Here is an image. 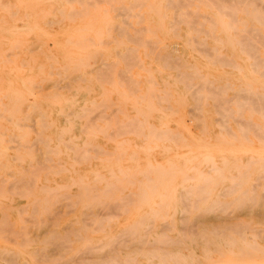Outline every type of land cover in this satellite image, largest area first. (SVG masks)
I'll return each mask as SVG.
<instances>
[{
    "label": "rangeland",
    "instance_id": "obj_1",
    "mask_svg": "<svg viewBox=\"0 0 264 264\" xmlns=\"http://www.w3.org/2000/svg\"><path fill=\"white\" fill-rule=\"evenodd\" d=\"M103 1L104 0H102L100 3L96 2L97 4L95 5L94 0L93 1L87 0V2H88L87 7H86V5H84L83 7L88 9L89 8L88 6H90V15L89 14L86 15L87 11H86V14L83 13V12H85V10H87L84 8H83V10H81L82 13L84 14L83 15L81 13V11L78 12V9H81L82 6L78 5L77 1H74V0L71 1L72 4H70L68 2V0H47V1L46 0H0V6L2 7V8L0 7V40H1V42H0V46H1L0 47L1 48L0 49V52H1L0 53V90H2L0 93V98L2 99V102L0 101V103H6L4 105H6V108H7V109L6 108L4 109L5 106L0 104V113H1L0 114V128H1L0 129V139H2V137H3V140H4V141L0 140V156H1L0 157V160H1L0 161V187L5 182L4 183L5 188L2 187V188H4V190L2 189V191H0L1 192V194H0V224L1 223H2V225L5 224V225L9 226L10 228H12V230L14 229L13 232H15V234L17 236V237L14 236V233L10 231L11 229L10 230L6 229L7 226L3 227L1 225L3 229L0 228V235L6 234V237L3 238L4 237L3 235H2L3 237L0 236V264H14L13 262L15 260H16L15 264H46V263L47 264H79L78 262L77 263L75 262V261H79V260H80L81 264H103L102 262H104V264H108V263H106V261H109V259H113V260H111V262L109 261L110 264H115L116 262H118V264H123L121 262V260L124 259L125 257H127L129 255L134 256V257L135 256L138 257L144 251H146L147 250L146 246L149 245L150 243H153V240L151 237H156L157 235H162L164 237V240H165V242L164 241L161 242L162 244L160 242L156 243V245L160 248L158 250L159 253L167 252V250H178V249L186 250L187 249L186 247L190 244L191 245L192 244L200 245V247H198V249H196L198 252H200L201 247L205 242V239H204L205 235L207 234L206 236H208V235L213 234L214 232L209 231V230H213L215 228L221 229V231H216V233L218 235H222V233L224 235H234L235 238L239 239V240H242L243 232L245 233V231H246V234L243 237L246 236L249 238H253L254 237L253 235H255V233L257 234L256 230H258V229L260 230L262 228L263 230L261 229L262 231H260V236L257 237V235H259V234L255 235V240H257L258 242H260L261 244L264 245V175H263V172H256V173L252 174L251 172H252L253 165L251 166V169H249V171H247V174H246L247 179H246V176L243 175V177H242L241 175H239L240 177H238L235 180V182L240 181V183L242 184V187H240L241 185L237 182V184L235 185V188L236 189L238 188L237 190L232 187L233 188L232 191L234 190V192H235V190H236L235 193L233 192L231 194V192H230V195H229L225 192V190L227 191V189H229L228 191H230L231 187L226 188V189L221 188V189L217 190V193L220 194V197L217 199L218 200L217 204L219 202H223L224 204L227 205V204H229L227 202L234 200V201H232V204L231 203L229 204L228 207H230V206L231 207L228 208V211H227V206L226 205L223 206V203L222 204L219 203V205L215 204V206L213 205L212 206L213 208L211 207V209H213V210L210 209L211 211H209V208L206 210L200 209L199 207H197V205L196 206L194 205L195 206L194 207L192 205L194 203L193 199L189 200L186 197H183L184 194L190 195V194H192V192H190V191L188 192V190H184V189H183V193L181 194L182 197L180 196L181 198L177 199V200H174L172 198H168L165 196L164 197H156V198H153L154 200L153 199L151 200V199L146 198L145 196L140 195L141 201H138V200H140V197H138L140 190H141V192H140L141 194L146 195L145 192L142 193L141 187L142 186L145 187L151 183V181L155 177L154 174H156V171L158 174L161 172V170L164 169V167L169 168L168 164L169 165L172 163L175 164L176 162L177 163L175 164V166H177V167L180 166V168H183L185 162H187L186 161L187 158H189L190 155L196 153V151L201 152V153H204V152L205 153H211L212 152L211 154L213 157H215L216 162H219L221 160V156H225L226 154H228L230 152V150L233 149L232 147H236L235 149L237 151V156L242 159V162H244V161L246 162V161L250 160L252 155L263 154V156H264V151H263V149H264L263 140L264 139L261 142V139L264 136V119H263L264 117H262L264 115H261V114H263L264 110H260L261 109L259 106L260 104H258L259 107L256 105L255 106L256 108H254V109H257V111H255L253 109V111L251 112L252 114H251L250 113L251 108H250V110L248 108V107H253L251 103H250V106H249V103H248V105H246L247 108L245 105H242L241 107H236L239 105H237L235 103V101H234L235 99L232 97V95L235 97L234 94L237 95L238 90L236 89V86H238V84H240L242 82V76H243L242 73H244V71L249 70V69H247L248 63L253 61V59L249 58L250 60H248V58L246 56L241 54L239 56L231 57L230 59H233V61L229 59L230 63L232 61V64L229 63L228 65H224L225 59H224V63L222 64L221 62H223V61L219 62V61H217V59L213 60V59H215L213 57L214 54L210 58L209 56L211 54L210 55L207 54L208 51L207 52L205 50L203 51L204 48H206L208 50L207 47L211 48V46L217 42L213 37L217 36V34H218L217 31H215V32L213 31V33L215 34V36H213L212 31H210L211 24H213V23H211L212 20L208 16V14H210V11L207 8V5H209L207 0L204 2L199 0L201 3H199L198 0H191L192 2H190V3H193V1H194L193 4H189L188 0H186V1L184 0L187 3V5H186V3L183 4L184 3L183 0H182L183 1L182 4H179V3H181V1H179V3L177 2V4H175V5L173 4V3H176L175 1L172 3L171 2L172 0H171L170 3H172V4H170V3L167 4L168 0H165L166 20L162 26H155L151 23L152 20H155L156 13L154 10L151 11L150 1L144 0V3H143V1L139 0L140 2L137 1L138 3L137 2L135 3L136 0H123V1H121V0H114V1L110 0L109 2H111V3L114 2L113 3L114 7L113 6L111 7L110 6L111 4L109 2H107V0L105 2H103ZM115 1H117V2H115ZM214 1L215 0L211 1V3H214ZM262 1L263 0L258 1L260 3V7L263 6V5H261ZM78 2L82 5L81 1H78ZM118 2H120V3H118ZM202 2H203V4H202ZM263 2H262V4H263ZM27 3H29V4H27ZM83 3L85 4L86 0ZM107 3H109V4H107ZM140 3L143 4L142 5L143 7L141 6ZM122 4H124L123 5L124 8H123ZM130 4L131 5L132 4H137V5L140 4L139 6L142 9L141 8L139 9V6H132V7H134V10L132 9V11H131V10H129L130 7H127V6H130ZM178 4L181 7H182V5H184V6L186 5V6L185 7L183 6L181 9L179 6H176ZM188 4L191 6V9H190V6ZM196 4L198 5V7ZM58 5H60V6H58ZM93 6H95V7L97 6V8H95ZM71 7H75L76 11L71 12L67 16V13H69V11L74 10V9L70 10ZM116 7H117V10H116ZM125 7H126V10H129L130 12L125 11L124 10ZM176 7L177 8L179 7V8L177 9ZM104 8H106V9H104ZM186 8L188 9L187 12H189L190 10L193 12V13L190 12V14H189L190 16L193 14L192 19L197 17L195 15L199 11L198 13H200V14L198 15V17L205 15L204 16L205 18L204 17H199V18L197 17L199 19V21H201V23H203V22L205 23V20L207 17L210 20L209 21L207 18V20L209 22L206 20L207 22L205 24L203 23V29L209 30V31H207V33L209 32L210 34L209 33L208 34L210 36H208L207 41L204 39L206 41L205 45L207 47H205L203 45L204 48L202 50H201L202 45L201 46L199 45L200 49L195 48L194 50H193L194 46L192 48L191 45H196L197 43L203 44L205 41L203 40V41H201L202 42L201 43L198 38H206V35H207L206 30H204L205 31L204 32V31H202L203 29L201 28V30H199V32L202 31L203 34L200 33V36H198L199 34H197V33H199V32H195V31H198L199 27L201 26V25H199L200 22L196 21L199 23L197 25H196V23H194L195 21L192 22V19L189 18L190 16L188 15V13L184 12V11H186ZM60 9H63L65 11L64 12V16H66L65 20H63L64 18H62L63 17L61 15L62 11L60 12ZM107 9H108V11L107 12L105 11L106 12L105 13L103 10H107ZM180 9H181V12L183 10V12L185 13V16H184V14L179 15V13H181ZM195 9H197V10H195ZM40 10H44V11L41 12ZM94 10H95V12H94ZM123 10L126 13H123L124 12ZM193 10H195V14H194ZM96 11L98 14H96ZM75 12H78V13H75ZM120 12L122 14H120ZM138 12H139V14H141L140 16H142V14H143V16L141 17V18H143L142 20L137 18V17H139V14L137 17L135 16V15H137ZM242 12H244V11H240L238 13V16H246V13H242ZM128 13H131L135 17L130 14L132 17L131 16L127 17V19L129 18V20L127 21L126 16L128 15ZM26 14H27V16H26ZM101 15L110 18V20L108 21L107 24H99L98 23L100 25V27H99L96 22H92V25L88 26L89 24H91L90 21L95 19V17L100 18ZM179 16H182V19L184 20V22L191 21L189 23H191L192 27H190V29H189V26H188L189 23L187 24V22H186V24H184V23H182L183 21L181 22V25H179L180 23L177 25V23L182 20V19H179ZM45 17H47V19H45ZM68 17H71V18L75 17L72 19L75 22H71L72 21L71 18L69 19ZM80 18H82V19H80ZM124 18L126 19V21L128 23L125 21ZM74 19H76V20H74ZM89 19H92V20L89 21ZM138 19L141 21H139ZM175 19H176V21H174ZM33 20H34V22H33ZM195 20H197V19H195ZM124 22L128 25H125ZM131 22H132V24H130ZM137 22H138V24H137ZM35 23H37V24H35ZM171 23H173V24H171ZM192 23L194 24V26L196 25L195 27L198 28V29H195V31L193 30L194 26ZM19 24H20V26H19ZM106 25H107V27H106ZM179 26H180L181 30L176 29V28H175L176 30L173 29V27L178 28ZM149 27H150V29H148ZM79 28L80 29L82 28V29L80 30ZM106 28H107V30H106ZM108 28H109L110 32H109ZM119 28L120 29L123 28L124 30L126 28L129 32L130 37L131 38L133 37V39L137 38V35L141 32V31L139 32V30H142L144 28L139 37L143 36L144 43L146 46L145 45L144 46L142 45L141 47L138 46L140 44V43H138L139 37L137 39H135V42H137V43H135V44L132 43L134 41L130 42L131 38H128L129 39L128 40L126 38L127 32L124 33L127 30H125V31L121 30V32L124 31L123 32L124 36L122 35V33H121V35H122L121 36L119 34L120 33ZM146 28L150 31L145 30ZM43 29L45 31L44 34L42 32ZM135 29H138V30H135ZM136 31H138L139 33H137ZM153 31H155L156 33L155 32L153 33ZM176 31L178 33H176ZM46 32H48L50 35L46 34ZM97 32H98V34H97ZM174 32H175V34H174ZM204 33H206V35ZM155 34H157V35H155ZM178 34H179V36H178ZM108 35H111V36L108 37ZM175 35H176V37H175ZM191 35H193L192 38H195V39L198 37L197 41L195 40L194 44H193V42L191 43L189 41V38H190V40L194 41V39H191V37H190ZM71 36H72V38H70ZM82 36H84V38L87 39V41L85 40V42H86L85 45H84V43H82L84 40V38H82ZM194 36H196V37H194ZM88 37L90 38V40ZM180 37H181V39H178ZM2 38H4V39H2ZM91 38L95 42L94 41L92 42ZM67 39H69L70 41H67ZM114 39H116V41ZM141 39H142V37H141ZM14 40H15V42H14ZM18 40L19 41L21 40L22 42L24 41L22 44L19 43V45H21L19 48L17 46L18 44L15 45V43H18V42H16ZM140 40H139V42H140ZM145 40H146V42H145ZM72 41L73 42L74 41L75 42L82 41V42H80V44L81 43L82 44L81 45L79 44V46L81 48L77 47L78 44L77 43L74 44ZM122 41L124 43H122ZM147 41L149 44L147 43ZM150 41H151V43H152V41H154L152 43V45L153 44L158 45L156 50L154 51V53L152 51L155 47L151 50V48L153 46L150 47V45H151ZM44 42H46V43H44ZM67 42L68 43L72 42V44L71 43L68 45L65 44ZM91 42L94 44L88 45V43H91ZM117 42L120 44H117ZM141 42H143V40H141ZM144 43H142V44H144ZM11 44H13L14 46L12 47ZM72 46H74V47H72ZM127 47L131 48L130 49L131 51L126 50ZM133 47L134 48L139 47L138 51H136L137 49L135 50V52L138 54V59H137V57H135L136 54L133 52L134 51L132 49ZM197 47H198V45H197ZM64 48H65V51H64ZM129 48H127V49H129ZM5 50H6V53H5ZM145 50H146V53H145ZM198 50L203 51V53L202 52L198 53ZM127 52H130L131 55L129 56L128 54H126ZM150 52H152V53H150ZM209 52L212 53V51H209ZM9 53H11L10 56H8L9 59L14 60V62L13 61L10 62V60H9V63H8L7 62L8 59H6L7 61L5 60V67H4L3 66L4 65L3 59L7 58V54H9ZM94 53H95V56H93ZM101 53H102V55H101ZM148 53H149V57L147 55ZM157 53L159 54V56H156ZM5 55H6V57H5ZM30 55L33 57V59H32V57H30ZM88 55H89V58H88ZM163 55H165L167 58H168V56H171L170 59H168L169 64H167V62H168L167 58L165 60V63L167 64L166 67H164L166 65V64H164V59L161 58ZM206 55L210 59H208L206 57ZM1 56H3V57H1ZM124 56H126V59L128 57L129 58L133 57V59H134V57H135V60L136 59L137 60L136 61H129V59H128L127 61H129V62H126ZM80 57L82 58V60L84 62L81 63L82 60L80 59ZM83 57H84V59H83ZM139 58L142 61H139ZM122 59H124L125 61H123ZM133 59H131V60H133ZM87 60H90V65L92 64L93 66H90L89 64H88L89 66L83 65V64L87 63ZM104 61H105V63H104ZM213 61H215V62L217 61V63L214 64ZM234 61L237 63L238 67H237V65L234 66L235 65V64H233ZM94 62H97V63L94 64ZM227 62H228V60L226 59V63ZM22 63H24V64L22 65ZM78 63H79V65H80V63L82 64L80 67V70L78 71V69H77L74 71L73 70V69H75L74 66H77ZM50 64H52V66ZM105 64H108V65H105ZM65 65H67V67L69 66V68H67L68 70H66V72L64 70V67H66ZM79 65H78V67H79ZM171 65H172L173 69H172V67H170ZM181 65L182 66L184 65V66L181 67ZM192 65H193V67L198 66V67H200V69L196 70L195 67L192 68ZM131 66H133V68H131ZM239 66L243 67V68L240 69ZM40 67H44V68H40ZM140 67H143L144 70H143V68H140ZM177 67H180V69H176ZM233 67H235V68H233ZM146 68H147V70H146ZM199 70H200V72H198ZM181 71L184 73L185 72L190 73L193 71V73H190L191 76L187 74L188 75V76L186 75L187 78H186V76H184V78H183L181 76H183L184 74H181ZM177 72H180L179 75L177 74ZM196 72H198L197 75H196ZM255 72H256V70L253 71V73H251V76L256 81L264 82V76H262V74H258L259 72H257V73H255ZM129 74H132V76H129ZM150 74H152V76H153V80L151 78L152 76H150V78H151L150 81L152 80L151 82L149 81V75ZM192 74H195V77H193ZM201 74H202V76L203 75L205 76L204 79L207 80V77H208L209 81L213 83V84L209 83L206 86H208V88H212V87L216 86V87H214V89H216V90H219L218 85L222 82V80H221V82H218L217 80L222 79V77L225 78V76H229V78H231V86L230 87H234V88H232V89L229 88L228 90H226L227 97L224 99V102L222 101L224 103L223 104L224 106L221 105L222 108H224V109H221L222 112L217 109V107L219 106V105H217V103L220 101V99L223 100V98H221V97L226 96V93L225 92L222 93L221 91L217 92V93H220V95L222 93V96L220 97V95L218 96V94H216V92H214L216 90L213 91V88L210 89V90H212V93L214 92L216 94V97L217 96H218V98L220 97L216 102V105H217V107H216V105L213 104L215 102V100L213 102L212 98L208 97V96L213 97L214 93L213 94L212 93L207 94L208 92L210 93L211 91L210 90L209 91L207 90L206 92L204 91V89L207 87L205 86V84L204 85L202 84L204 82V79H201L202 78ZM263 75H264V73H263ZM131 77H133V78H131ZM130 78L133 81V84L131 87L132 89L130 88V85L127 86V84H129V83H126V81H129V82L131 81ZM259 78H261V79H259ZM28 79L30 81H28ZM43 79H45V80L42 82ZM179 79H180V81H179ZM190 79H192L193 81H191ZM139 80H140V82L138 85ZM32 81H33V84H32ZM34 81H35V84H34ZM103 81L104 82L106 81V82L103 83ZM108 81H110L112 83L109 84V83H107ZM114 81L116 84L118 83L117 86L119 88L118 89L119 91L116 90V86H115V84H113ZM184 81H185V83H184ZM30 82H31V84H30ZM153 82H154V84H153ZM168 82H169V85H168ZM121 83H122V85H121ZM151 83H152V86H154V87L151 86ZM189 83H190V86H191V84H195L197 86V84L199 85L200 83L203 86H205V88L201 87V86L197 87L199 89V92H197L198 89L196 88L195 85H193L196 88V90L194 88V91H193L194 97H195L196 93L202 94L203 91L206 93V95L204 93L202 94V96L200 95L201 99L203 97V99L201 100L203 102H200L198 105L195 103L200 101V100L199 101L197 100V99H200L198 96L199 94H197V97H195L196 99L194 100L193 99L194 97H192L193 94L191 92H189L190 90L191 91L193 90L192 87H191V89H189L190 88ZM36 84H37V86H36ZM187 84L189 87L188 86L185 87V85H187ZM113 85H114V87H113ZM209 85H210V87H209ZM212 85H214V86H212ZM150 86L152 89L149 90ZM169 86H170V88H169ZM87 87L89 89H91L90 92L88 91L89 89H87ZM126 87H128L129 89ZM134 87H135V90H137L136 92L133 91ZM147 87H148V90H147ZM153 88H155V89H153ZM158 88H160V89H158ZM130 89H131V91H130ZM170 89H171V92H170ZM15 90L18 92H21V93L15 94L14 93ZM163 90H165L168 93L170 92V94H172L173 96L170 94H167ZM157 91L159 92V94H157L158 93ZM103 92H105V93H103ZM126 92L129 93L128 94L129 99H127L128 97H126V94L124 95V93H126ZM133 92L136 93L135 94L136 96H138L140 94L139 97H137L138 103L135 100L136 96L133 95L134 94ZM146 92H147V94L145 95ZM150 92L151 93L154 92L155 95H151ZM31 93L36 94L35 96H37V97L31 96ZM165 93L167 94L166 97L168 96L167 99L170 100L169 105L171 104V107H167L169 105H168V101H166L167 99H165V97H164ZM243 93H241V94H243ZM5 94H6V97L4 96ZM20 94L22 97L20 96ZM106 94L108 95V98H109L108 100H110V98H111V100L109 102H108V100H107V102H104L106 100L105 99ZM120 94H121V96H120ZM141 94H142V96L145 95V98L144 97L143 98L147 101H145L141 97ZM245 94L246 93H244L243 95H245ZM157 95L158 96L160 95L161 99L157 98ZM19 96L21 97V99L23 101L25 98V101L24 102L19 101L17 99ZM147 96L151 97V99L148 98ZM204 96H205V99H207V97H208V99L205 100ZM177 97H179V98H177ZM228 97H231L229 99L230 100L232 99L231 100L232 102L229 101V99H227ZM124 98L127 101L126 100L124 101ZM159 99L161 102L159 101ZM17 100L20 104L19 107L16 106V103H18V102H16ZM58 100H60V101H58ZM93 100H94V102H93ZM143 100H144V102H143ZM152 100H153V102H150ZM182 100H184V102H182ZM95 102H97V103L95 104ZM226 102L232 103L230 105H231V108L233 107L234 111H238L239 108H241L243 111L246 110L245 112H243V114H244L243 118L246 120L247 124L245 122L241 123V121L243 120V118L240 119L242 117V113L240 112V116H241L240 117L239 113L234 112V111L231 112L232 109L229 110L230 105L229 104L227 105ZM152 103H153L152 108L153 109L155 108V109L154 110L151 109L152 110L151 111L150 108H151ZM160 103H161V105H160ZM205 103L206 104L208 103V104L205 105ZM94 104H95V107L93 108L92 105H94ZM135 104H136L137 110L135 109ZM148 104H149L150 108L148 107ZM180 104H183V106ZM35 105H37L39 107H37ZM195 105H197V106L200 105L199 107L202 106L203 108H201V109L197 108ZM254 105H255V103H254ZM221 106L219 108H221ZM225 106H227V107H225ZM263 106L264 105L261 106L262 109L264 108ZM82 107H84L85 109H82ZM172 107H173V109H171ZM16 108H19V111ZM87 108L88 109L91 108L92 111L91 110H90L91 112H89L88 110L86 111ZM138 108H140V110H138ZM225 108H226V111H225ZM8 109H11V110H8ZM157 109H160V110L158 111ZM175 109L177 111H175ZM4 110H6V111H4ZM141 110H143L146 115L144 114L143 111L141 113ZM172 110H174V112H172ZM258 110H260L262 113L259 112ZM85 111L87 113H85ZM149 111H150V113H149ZM218 111H220V113H222V114H220V116L221 115L223 116L224 114L229 113V114H226V116H225L226 118L228 117V120H229L227 122V124L225 126H223V124L220 125V127L223 126L226 128L227 133L223 127H222L223 129L218 127L219 122L223 119V117H221L222 119L220 118L221 120L218 119V117H220L218 115L219 114ZM196 112L199 114L196 115L195 114ZM233 112L235 114L234 116L232 115ZM77 113H78V115H77ZM82 113H84L83 115L85 117L82 115ZM230 113H232V114L230 115ZM147 114H149L150 116L148 115L149 117H146ZM2 115H4V116H2ZM125 115H127L128 117H126ZM9 116H11L10 120H9ZM79 116H81V119ZM87 116L90 119L88 121H85V118ZM137 116L139 118V124H140L139 129L142 130L143 128H145V130L143 129L142 131L145 134H147L146 136H148V138H145L144 137L145 135L143 133L141 135L140 134L139 135L133 134V133H136V131L138 130V129L136 130V128L139 126V125L137 126V123H136L137 121L135 122L136 125H135V123H133V121H134L133 119H135L133 117L137 118ZM198 116L201 119L205 118V122H201L200 119H199L200 121H197L196 119H194V117L199 118ZM12 117H13V119H12ZM145 117L147 118L148 122L150 123L149 125H148ZM17 118H18V120H16ZM41 118L45 119V122H43V120ZM138 118H137V120H138ZM144 118H145V121H144ZM180 118H183V119H180ZM216 118H217V120H216ZM234 118L238 119V120H236L237 122L240 119L241 120L240 121L241 126L243 125L244 127L246 125H248V123L250 124V122H254V124L251 123V124H253V130H252V125L251 124H250L251 126L248 125L251 129L250 130L251 132H249V130L246 131L242 127L244 129L243 133L244 134L246 133V135L248 133L247 137H246V135L243 136L242 130L238 127L240 124H238L239 122L237 123L236 121H234L233 120ZM128 119L129 120L132 119V120L129 121ZM16 121H17V123L19 122L18 123L19 126L16 123ZM202 121H204V120H202ZM85 122H87V123H85ZM130 122H132V123H130ZM217 122H218V125H217ZM223 122L225 123V121H223ZM223 122L221 121L220 123H223ZM255 122H257V124H255ZM259 123H260V125H259ZM142 124H143V128L141 126ZM152 125L155 126L154 127L155 129L153 127H150ZM205 125L208 128V130H207V128H205ZM255 125H257L259 127H256ZM228 126H230V127H228ZM248 126L245 128L248 129ZM260 126L263 127V130H261ZM156 127L157 128L161 127L160 130L162 129L165 133L163 131H158ZM187 128H189V130ZM257 128H260L259 130L262 131V133ZM67 129H69L68 130L69 132L67 131ZM164 129H166V131L167 130H169V131L166 132ZM231 129H232V132L230 131ZM141 130H139V131L141 132ZM150 130L151 131L153 130L154 132L152 131L153 133H150ZM156 130L158 131L159 135H161L160 137L156 138V136H158V135H156V134H158L155 132ZM170 130H171V132L172 131L174 132V134L172 132V135H175L176 137H178V136L181 137L179 139L180 144H181V142H183V143L186 142V143L181 144V146H179L180 144L177 143L178 138H177V141H175V139H176V138H174L175 136H172V135L169 136L168 135V133L171 134ZM220 130H222V133ZM244 131H246V132H244ZM254 131L255 132L258 131L260 133L259 135L263 134L262 137L259 135H256V133L253 134L252 132H254ZM2 132L5 133V135H3ZM28 132H29V134H26ZM138 132H137V134H138ZM162 132L165 135L167 134L169 139L167 136H163ZM177 132H179L180 134H183V135L180 136ZM233 132H234V134H233ZM229 133H230V137L228 136ZM231 133H232L233 137H231L232 136ZM15 134H17V135H15ZM19 134L22 135L23 137L20 136ZM24 134H26V135H24ZM95 134L97 136H95ZM153 134H155L156 136H153ZM59 135H61V136L59 137ZM221 135H226V136H224L226 139L224 140ZM235 135L238 137H235ZM254 135H256V136H254ZM152 136L155 137L154 141L148 142L149 139L150 140L153 139V138H151ZM182 136H183V138H182ZM194 136H196V139L193 138ZM242 136L244 138H241V140H239V138ZM21 137H22V139H20ZM165 137H167L166 138L167 140L165 139ZM170 137L173 138V141L170 140ZM234 137H235V140L233 139ZM260 137H261V139L258 140ZM23 138L25 140H23ZM217 138H219V139H217ZM163 139H165L166 141H164ZM181 139L184 141H182ZM247 139L248 140L251 139V140H249V142H251V144L248 142ZM123 140H124V143H126V144L123 143V149H122L121 144H122ZM128 140H130V142ZM219 140H220V142H219ZM226 140L227 141L231 140V141L227 142ZM242 140H244L245 143L243 141V143L241 144ZM59 141H60V144H58ZM117 141H119L118 142L119 145L117 144ZM197 141H198V143H197ZM21 142H24V143H21ZM48 142H49L50 149H53L52 153L49 152L50 151L48 148L49 146L47 147ZM147 142H148V144L149 143L151 144V145L149 144L151 148L148 146ZM155 142L157 143V146H156ZM207 142H208V144L211 143V146L209 145L210 148L208 146H206V148H205V146H202V145H204V143L206 145ZM187 143L189 144L188 147L186 146ZM200 143H201V145H200ZM216 143L219 145L215 146ZM135 144H136V146H135ZM213 144H214V146L212 147ZM25 145L27 147H25ZM96 145H98V146H96ZM127 145L129 146V148L127 150H125L128 147ZM182 145H184V146H182ZM13 146L21 148V149H19V154H17V151H16L17 148H14ZM76 146H77V148H76ZM119 146H120V148H119ZM158 146H160V147H158ZM168 146H170V147H168ZM196 146L199 147V149ZM225 146H226V148H225ZM69 147L70 148L73 147V149H70ZM164 147H165V149H164ZM166 147H168V148H166ZM228 147H229V149H228ZM252 147H254L253 151L251 150ZM144 148H146V149H144ZM147 148H150L149 151L151 153L145 151V150H147ZM170 148H172L171 151L168 150ZM196 148H197V150H196ZM220 148H223L224 150H222ZM249 148H251V149H249ZM60 149L62 152L59 151ZM238 149L240 152H238ZM120 150H122V151H120ZM192 150H195V151L193 152ZM225 150H226V152H225ZM227 150H228V152H227ZM28 151L32 152V154L30 155V152H28ZM53 151H58L57 155H55V153ZM119 151L122 153V156H123L122 159H121L122 156L119 154ZM188 151H192V152H188ZM246 151H248V152H246ZM139 153H140V155H139ZM183 153H185L186 155L185 154L183 155ZM3 154H4V156H3ZM77 154L80 155V159H78L79 156ZM134 154H135L136 158L138 156L139 157L137 159L136 158L132 159ZM147 154H149L150 159L147 157L148 156ZM181 154H182V156H181ZM17 155H19V156L22 155V157L19 159L18 158L19 156L17 157ZM117 155L119 156V158L116 157ZM170 155H171V157H169ZM47 156L49 158L50 157H52V158L49 159ZM13 157H15V159ZM89 157H91V159ZM115 157H116V159H115ZM146 158H148L149 161L152 160V161H150V163H152V165L154 166V169L156 168V166L158 168L160 166V168H159L160 171H159V169L154 170V169L150 168L149 166H151V164H149V161ZM77 159H78V161H77ZM101 159H103V160H101ZM107 159H109V160H107ZM117 159H120V160H117ZM135 159H136V161H135ZM49 160H50V162H49ZM168 160H171L169 162H172V161L173 162L169 163ZM159 163H161L162 166L159 165ZM53 164H56V165H54L56 167H53V170H51V172L49 170V172L46 173L47 168L48 169H49V167L52 168L51 166ZM118 164H119V166H118ZM41 165H43V166H41ZM45 165H46V167H45ZM111 165L113 166L112 167V169L114 171L113 175H112L113 171H111V168H109ZM254 165H255V163H254ZM37 166H38V168H37ZM64 166H65V170L61 169ZM34 167H35V169H34ZM42 167H44L43 171L41 169ZM161 168H163V169H161ZM209 168L211 169V167L203 166V167H199L196 171L194 170V171L186 172L187 174L186 173L185 174L189 178V179H187V186L195 184V182H196L195 177H197V175L199 174L197 172L198 170H199V172L203 170V173L207 172L209 174V176H212L214 172H212ZM40 169H41V171L38 174L39 175L37 177L38 179L35 182V178H36L35 175H36V173L39 172ZM119 169L120 170L123 169V170L119 171ZM141 169L144 170V172H146L145 170L148 169V171H147L148 173L146 172V174H148V175L151 174V177H153V178L151 179V177H148V176L146 177L144 172H141ZM150 169H151V172L149 171ZM34 170H35V172H33ZM152 170H154V171L152 172ZM36 171H38V172H36ZM97 171H99L98 174H97ZM122 171H124V174L122 173ZM127 171L129 172L128 173L129 177H128V175L126 176V174H125V173H127ZM136 171H138V172L140 171V172L136 173ZM239 171H240L239 169L233 171L232 175L239 174L240 173ZM131 172L134 174H131ZM25 173H26V175H25ZM250 173H251V176H248V174H250ZM96 174H97V177L99 175L101 176V178L99 177L97 181H95L97 179V178H95ZM114 174H115V176H114ZM23 175H25V176H23ZM29 175H31V176L33 175L32 178H31V176L29 177ZM116 175L118 176V178L116 177ZM189 175H190V177H189ZM192 175H193V177H192V179H190ZM260 175H262V177H260ZM14 176L18 180L19 179H21V180L13 182L16 179V178H14ZM123 176L124 177L126 176V177L124 178ZM257 176H259V178H257ZM23 177L25 180H23ZM80 178H82V179H80ZM149 178L151 179L150 183L148 181ZM106 179H107V181H106ZM118 179H120V181H118ZM241 180H242V182H241ZM73 181H75L74 184H71ZM130 181H134V182H132L133 186H132V183ZM32 182H33V184H32ZM81 182H84V183L81 184ZM86 182H87V187L90 190H87L86 187L84 188V186H86ZM144 182H146V183L144 184ZM9 183H11V184H9ZM26 183L28 184L27 188L30 185H32V186L37 185V186H35L36 188L31 187V191H33L34 194L33 193L29 194L28 192H26V186H25ZM113 183H114V186L117 185V187H118V188L116 187L115 190L112 188ZM121 183H123V185ZM128 183H129V185H128ZM254 183H255V185H254ZM15 184H16V187H15ZM60 184H63L64 186L65 185H71V186L64 188V186L61 185L62 187L60 188ZM233 184H234L233 181L228 183V185H233ZM238 184H239V186H238ZM12 185H13V188L11 187ZM42 185H45L44 188L46 186H49V188L46 187L47 191L45 190L46 188L45 189L42 188L43 187ZM82 185H84V186L82 187ZM105 186L107 188L106 189L107 191L104 190ZM122 186H123V188H122ZM252 186H254L255 190L253 189ZM8 187H10V189ZM51 187H52V190H53V188H55V190H58L59 192L57 191L56 193L54 192V193L50 194L51 193V191H50ZM111 188H112V190L108 191ZM120 188L123 190L121 191ZM247 188H249V189H247ZM256 188L258 189L257 191H256ZM29 189H30V187H29ZM85 189L87 190V195H88V192H90V194H89L90 196H88L89 198H87V195L84 194L86 192ZM246 189H247V191H246ZM7 190H9V192ZM18 190H20V191H18ZM23 190L26 194L28 193L29 195L23 196ZM244 190H245V193L243 192ZM11 191H13L15 193H17V191H18L20 193L15 194ZM48 191H50L49 195H48ZM113 191H114V193H113ZM134 191H135V193H131V195L129 194L130 192H134ZM143 191H145V190H143ZM223 191L225 192V194L223 193ZM253 191H256V193H254L255 194V201L257 199L256 202L254 201V198L252 197V200L248 199L245 203H239V202H242L243 200L239 201V199H237V197L239 198V196H243V194L246 195L248 192H250L249 194L251 196V194H253ZM2 193H4V195ZM61 193L63 196L60 197ZM257 193L259 195H257ZM66 194H70L69 195V197L71 196L70 200H69V198L66 199V197L68 196V195L66 196ZM93 194H95V195L97 194L95 196V198L98 196L101 199L97 198V201H96ZM126 194H129L130 198L133 197L134 199H138V200L137 201L134 200L133 202L131 201L132 203H130V201H128V199L125 197V196L129 197ZM254 194L252 196H254ZM64 195L66 197H64ZM104 195H105V197H103ZM121 196H124V200L120 199V198H123ZM36 197H39V199H41V200L38 201L37 200L38 198H36ZM113 197H114V199H113ZM116 197H117L119 203L122 205L125 204L126 207H125V205H123V207H118V205H117V208H116V204L118 202L116 200ZM142 197L144 198L143 200H142ZM169 197H171V196L169 195ZM234 197H236V198H234ZM35 198L37 201H35ZM56 198H58V199H56ZM79 198L81 200H79ZM92 198L95 199L94 200V201H96L95 203H92V202H94L92 200ZM165 198H166V200H165ZM50 199H51V201L47 203V200H50ZM56 200H57V202H56ZM77 200H79V201L76 202ZM100 200L104 201V203L107 202V204H110L108 202L113 201L115 203V209L112 206H109L107 208L104 207L103 206L104 203H98L97 204L98 201L102 202ZM34 201H35V203H34ZM45 201H46V203H45ZM154 201L156 204L153 203ZM163 201H164V203H163ZM75 202L78 204H76ZM113 202H111L112 205H113ZM124 202H128V203H124ZM138 202H140V203H138ZM90 203H92L93 205H88ZM129 203L131 205H129ZM159 203H160V205H161V203L163 204L162 207L160 205H158ZM171 203H173V206L170 205ZM187 203H188V205H187ZM34 204L37 205L36 210L34 209L35 208ZM166 204L169 207L168 212L173 214V216H171L172 220H175V221L172 222L171 217H167L168 219H164L166 217H163V216L162 217L159 216L160 218L158 216H154V217L151 216L150 217L148 212L151 209H153V208L154 209H156V208L160 209V208L165 207ZM33 205H34V207H33ZM138 205H139V207H138ZM220 205L224 207L222 211H221L222 207L220 208ZM45 206H46V209H45ZM111 207H112V209H109ZM128 208H129V210L127 212H125ZM33 209H34V211H32ZM37 209H39V211ZM25 210H27V212ZM188 210H190V211L188 212ZM224 210H225V212H224ZM31 211L32 212L38 211V212L31 214L32 213ZM164 211H166V209H164ZM86 214H89V215H86ZM145 214H146V216L144 218ZM7 217L9 218V220ZM100 217H101V219L103 218L102 219V222H103L102 225H100L101 224V222L99 221V220H101ZM4 218H6L7 221ZM109 218L111 220L110 222H109ZM140 218H143L141 220L144 223L143 224V227H144L143 234H139L138 232H133V231H131V233H132L131 234L129 231L128 233H126V235H124L125 233L123 231L125 230V232H127L125 227L129 226L130 224L139 222ZM22 219L25 221L21 222ZM186 219H187L188 224L185 222ZM41 220H44V221H42L43 223L41 222ZM10 221H11V223H10ZM93 221H95V223ZM153 222L155 223V225ZM244 224H246L247 227H250V230H248L249 228L247 229V227H244L245 226ZM108 225H110V226H108ZM147 225H150V229L148 228L149 226H147ZM237 225H238V227H237ZM240 225L241 226L244 225L242 227V231H243V228H245L243 232L241 230H239L240 229L239 227H241ZM99 226L101 227V229H99ZM232 226H234V227L236 226L238 228V230L240 232H242V234L241 233L239 234L238 233L239 231H237V230L235 231L232 228ZM254 226H255V228H253ZM193 227H195V228H193ZM226 228H227V230H225ZM251 228H253V231ZM102 229H104V230H102ZM184 229H186V230L184 231ZM188 229H190L191 231L188 232ZM16 230H18V231H16ZM224 230L226 232H224ZM233 230L235 233H233ZM259 230H258V232H259ZM19 231L22 233L24 232L25 236L23 234V237H25V238L27 237L26 240H28V243L22 239L23 238V237H21L22 234H18ZM1 232H3V233H1ZM121 232H123V234L119 235V233H121ZM9 234H11V235H9ZM54 234H55V238L53 237ZM80 234L84 237H81ZM127 234L128 235L130 234V235L127 236ZM18 235H20V236L18 237ZM65 235H67V236L65 237ZM68 235H69V237H68ZM78 235H80V237H78ZM109 235L113 236V238L110 240L107 239V237ZM133 235H134V238H133ZM166 235L168 236L167 237L168 240L165 239ZM183 235H185L186 238L185 237L183 238ZM240 235H242V236H240ZM8 236H9V239H7ZM57 236H60V237L57 238ZM170 236L173 238L172 240H171ZM87 237L89 238V240L85 239ZM51 238H54V239H51ZM67 238H69V240ZM125 238H127V240ZM169 238H170V240H169ZM118 239L120 241L115 244V242L118 241ZM121 239H123V240L121 241ZM128 239H129V241H128ZM179 239H181V241H179ZM46 240H48L49 242L46 243ZM52 240L55 242V244L53 243ZM63 240H65V241H63ZM67 240H68V243H66ZM173 240H174V242H173ZM61 241L65 242L66 244H69L71 241L72 242L71 247H70V245L67 246L63 242L61 243ZM171 241H172V243H171ZM22 242H24L26 244H24ZM144 242H146V244ZM21 243L24 245L21 246L22 245ZM59 243H60V245H59ZM112 243H113V245H112ZM93 245H96L95 246L96 248L93 247ZM87 246L88 247L92 246L93 248L89 249L88 250L89 252H87L85 250V253H84L83 250ZM138 246H139V248H138ZM100 248H103V249L101 250ZM199 248H200V251H199ZM131 249L133 250L132 252H131ZM188 250H189V248L186 251H188ZM119 255L121 256V258H119ZM228 255H232V254H230V253L224 254V253H220V252H214L212 254V258L213 257H214V259L221 258V260L219 262H215L214 259L212 260V259H203L202 258L201 260L195 261L192 264H221V263L222 264L223 263L228 264L227 263ZM253 255L254 256L252 258H250L249 255H243L244 257L243 256L242 257L248 258V260L244 259V260H247L246 263H248L249 258H250V261H249L250 264H251V261L253 259H256V261L259 262V264L264 263L263 262L264 261V253L262 254V252H260V253H256ZM258 255H259V257H258ZM46 258H49V259H46ZM57 259H58V261H57ZM116 259H117V261H116ZM53 260H55V261H53ZM81 260H83V261H81ZM112 261H113V263H112ZM114 261H115V263H114ZM254 261H252V263ZM238 262H232L231 264H233V263L239 264ZM246 263L243 262L242 264H246Z\"/></svg>",
    "mask_w": 264,
    "mask_h": 264
},
{
    "label": "bare ground",
    "instance_id": "obj_2",
    "mask_svg": "<svg viewBox=\"0 0 264 264\" xmlns=\"http://www.w3.org/2000/svg\"><path fill=\"white\" fill-rule=\"evenodd\" d=\"M47 1V0H46ZM72 0H68V2L70 3V4H72V2H71ZM74 1H77V3H78V5H80V6H82V8L81 9H78V12H80L81 10H83V8L84 9H87V8H85V7H83L84 5H86V7H87V5H88V2H87V0H86V3L84 4L83 2H85V0H74ZM78 1H81V3H82V5L78 2ZM90 1V0H89ZM93 1V0H92ZM95 2V5L97 4V3H100L102 0H94ZM99 1V2H98ZM106 0H104L103 2H105ZM110 0H107V2H109ZM114 1V0H113ZM121 1H123V0H121ZM120 1V2H121ZM140 2V1H143V3H144V0H136L135 1V3L136 2ZM147 1H150V8H151V11L152 10H154L155 11V13H156V18H155V20H152L151 21V23L153 24V25H155V26H162L164 23H165V20H166V12H165V0H147ZM170 1L171 0H168V3L167 4H169L170 3ZM176 2V3H173V2ZM179 1H181V3H179ZM184 1V0H183ZM183 1L182 0H172L171 2L175 5V4H177V2L179 3V4H182L183 3ZM186 1V0H185ZM184 1V3L183 4H185L186 2ZM199 1V0H198ZM200 1H206V0H200ZM199 1V3H201ZM208 1V4L209 5H207V8H208V10L210 11V14H208V16L211 18V20H212V22L211 23H213V24H211V28H210V31H212V35L213 36H215V34L213 33V31L215 32V31H217V36H215V37H213L217 42L216 43H214L212 46H211V48H209V47H207L206 45H205V43H206V41H207V38H208V36H210L208 33H207V31H209V30H206V29H203V23H201V21H199V17H204L203 15L202 16H199L198 17V15L200 14V13H196V15L195 16H197L196 18H194V19H192V17H193V12L190 10L189 12H187L188 11V9L186 8V11H184L185 13H188V15L190 14V12H192L191 14V16L189 17V18H191L192 19V22H194V23H196V25L197 24H199L198 22H196V21H199L200 22V24L199 25H201L200 27H199V29L197 28V27H195L194 26V24H193V30L195 31V29H198V31H195V32H199V30H201V28L203 29L202 31H204V30H206V33H207V35H206V33H204L205 35H206V38H198L199 40H200V42L201 41H203L204 39L206 40H204L205 42L203 43V44H198L197 42V44L196 45H191L192 46V48H193V46H194V48H193V50L195 49V48H198V49H200V47H199V45L202 47L201 48V50L204 48V46L205 47H207L208 48V50L206 49V48H204L203 49V51L205 50L206 52H207V54H211L209 57L211 58V56L214 54V58L215 59H213V60H216L217 59V61H223V62H221L222 64L224 63V59H225V63H226V59L228 60V62L225 64L224 63V65H228L229 63H230V60H232L233 61V59H230L231 57H235V56H239V55H244V56H246L247 58H248V60H250V59H253V61H251L250 63H248V68L247 69H249V70H247V71H244V73H242L243 74V76H242V82L240 83V84H238V86H236V89L238 90V93H237V95L236 94H234L235 95V97L232 95V97L235 99L234 101H235V103L237 104V105H239V106H236V107H241L242 105H248V103H249V106H250V103L252 104V106L253 107H248L249 108V110H250V108H251V110H250V113L253 111V109L254 108H256L255 106L257 105L258 106V104H260L259 106H260V110H264V108L262 109V105H264V82H260V81H256L252 76H251V73H253V71H255L256 70V72L255 73H257V72H259L258 74H262V76H264L263 75V73H264V0L262 1L263 2V4H262V2H261V5H263V6H261L260 7V3L258 2L259 0H215L214 1V3H211V1H213V0H207ZM261 1V0H260ZM97 2V3H96ZM115 2H117V1H115ZM120 2H118V3H120ZM137 2V3H138ZM190 2H192L191 0H188V3L189 4H193L194 3V1H193V3H190ZM203 2H202V4H203ZM211 4H210V3ZM90 3V2H89ZM111 5V7L113 6L114 7V5H113V3H111V2H109ZM109 3H107V4H109ZM123 3V2H122ZM172 3H170V4H172ZM27 4H29V3H27ZM141 4V6L143 5L142 3H140ZM140 4H130V6H127V7H130V9L129 10H131L132 11V9L134 10V7H132V6H139ZM176 5V6H179L181 9H182V7L184 6V5H182V7L180 6V5ZM188 4V5H189ZM205 4V3H204ZM16 5V4H15ZM69 5V4H68ZM91 5V4H90ZM94 5V4H93ZM124 4H122V6H123ZM146 5V4H145ZM186 5H187V3H186ZM185 5V6H186ZM197 5V4H196ZM58 6H60V5H58ZM71 6V5H70ZM99 6V5H98ZM173 6V5H172ZM184 6V7H185ZM190 6V5H189ZM188 6V7H189ZM1 7V6H0ZM89 8V10L87 9V10H85V12H83V13H85L86 14V11H87V14L86 15H90V6H88ZM93 7H95V6H93ZM92 7V8H93ZM121 7V6H120ZM132 7V8H131ZM143 7V6H142ZM149 7V6H148ZM169 7V6H168ZM175 7V6H174ZM178 7V8H179ZM197 7H198V5H197ZM2 8V7H1ZM65 8V7H64ZM95 8H97V6L95 7ZM122 8V7H121ZM123 8H124V6H123ZM136 8V7H135ZM141 7L139 6V9H140ZM177 8V7H176ZM177 8V9H178ZM19 9V8H18ZM71 9H74V10H71ZM104 9H106V8H104ZM138 9V10H139ZM142 9V8H141ZM169 9V8H168ZM181 9H180V12H181ZM190 9H191V6H190ZM67 10V9H66ZM70 10L71 11H69V13H67V16H68V14H70L71 12H74V11H76V9H75V7H71L70 8ZM116 10H117V7H116ZM125 11H128V12H130L129 10H126V7H125V9H124ZM123 10V11H124ZM195 10H197V9H195ZM195 10H193L194 11V14H195ZM199 10V9H198ZM26 11V10H25ZM41 12L42 11H44V10H40ZM62 11V13H61V15L63 16L62 18H64L63 20H65V17L66 16H64V10L63 9H60V12ZM104 12L106 11H108V9L107 10H103ZM123 12V13H126V12ZM179 11V10H178ZM240 11H244V12H242V13H246V16H238V13L240 12ZM40 12V13H41ZM78 12H75V13H78ZM94 12H95V10H94ZM105 12V13H106ZM122 12V11H121ZM120 12V14H122ZM140 12V11H139ZM139 12L137 13V15H135L136 17L138 16V14H139ZM183 12V10H182V12L181 13H179V15H183L184 14V16H185V13ZM26 13V12H25ZM47 13V12H46ZM81 13H82V11H81ZM82 13V14H83ZM104 13V14H105ZM132 13V12H131ZM131 13H128V15L126 16V19H127V17H129V16H131L132 14ZM38 14V13H37ZM96 14H98L97 13V11H96ZM131 14V15H130ZM136 14V13H135ZM177 14V13H176ZM42 15V14H41ZM84 15V14H83ZM94 15V14H93ZM110 15V14H109ZM141 14H139V17H137V18H139V19H143V18H141L142 16H143V14H142V16H140ZM187 15V14H186ZM187 15V16H188ZM11 16V15H10ZM26 16H27V14H26ZM45 16V15H44ZM114 16V15H113ZM118 16V15H117ZM132 16H134V15H132ZM131 16V17H132ZM134 16V17H135ZM12 17V16H11ZM87 17V16H86ZM123 17V16H122ZM181 17V18H180ZM207 17V16H206ZM69 19L71 18V17H68ZM73 18H75V17H73ZM73 18H71V20L73 19ZM188 18V17H187ZM205 18V17H204ZM208 18V17H207ZM207 18H206V20H207ZM45 19H47V17H45ZM61 19V18H60ZM68 19V20H69ZM80 19H82V18H80ZM125 19V18H124ZM126 19H125V21H126ZM138 19V20H139ZM179 19H182V16H179ZM195 19H197V20H195ZM74 20H76V19H74ZM90 20H92V19H89V21ZM110 20V18H108V17H105V16H100V18H96L95 17V19H93L92 21H90L91 22V24H89L88 26H90V25H92V22H96L97 24L99 23V24H107L108 23V21ZM129 20V18L127 19V21ZM133 20V19H132ZM141 20H139V21H141ZM145 20V19H144ZM178 20V19H177ZM204 20V19H203ZM205 20V23L209 20V18H208V20L206 21ZM36 21V20H35ZM126 21V22H127ZM138 21V22H139ZM172 21V20H171ZM174 21H176V19L174 20ZM179 21V20H178ZM183 21V22H182ZM210 21V20H209ZM208 21V22H209ZM14 22V21H13ZM33 22H34V20H33ZM52 22V21H51ZM54 22V21H53ZM60 22V21H59ZM71 22H75V21H71ZM138 22H137V24H138ZM143 22V21H142ZM173 22V21H172ZM181 22L182 23H184V24H186V22H184V20L182 19L180 22H178L177 23V25L179 24V25H181ZM189 22H191V21H189ZM189 22H187V24L189 23ZM55 23V22H54ZM125 23V22H124ZM128 23V22H127ZM204 23V24H205ZM35 24H37V23H35ZM52 24V23H51ZM98 24V26L100 27V25ZM130 24H132V22L130 23ZM140 24V23H139ZM171 24H173V23H171ZM18 25V24H17ZM125 25H128V24H126L125 23ZM191 25V23H189L188 24V26H189V29H190V27H192V25ZM12 26V25H11ZM10 26V27H11ZM19 26H20V24H19ZM87 26V25H86ZM131 26V25H130ZM106 27H107V25H106ZM85 28V27H84ZM124 28V27H123ZM120 29L119 28V30H120V35H121V33H122V35L124 36V33H126L127 32V39L128 38H131L130 37V35H129V32H128V30L125 28V30H127V31H125L124 29ZM172 28V27H171ZM180 29V26L177 28V27H173V29ZM80 29V28H79ZM82 29V28H81ZM80 29V30H81ZM142 29V28H141ZM144 29V28H143ZM143 29L142 30H139V32L141 31H143ZM148 29H150V27L148 28ZM147 28L145 29V30H148ZM158 29V28H157ZM175 29V30H176ZM55 30V29H54ZM84 30V29H83ZM89 30V29H88ZM106 30H107V28H106ZM108 30H109V28H108ZM121 30H124V31H122L121 32ZM135 30H138V29H135ZM171 30V29H170ZM174 30V31H175ZM181 30V29H180ZM12 31V30H11ZM42 31V30H41ZM148 31H150V30H148ZM199 32V33H197V34H199L198 36H200V33L201 34H203V32ZM43 34L45 33V31H44V29H43ZM99 32V31H98ZM98 32H97V34H98ZM103 32V31H102ZM109 32H110V30H109ZM124 32V33H123ZM137 33H139L138 31H136ZM141 32L137 35V38L141 35ZM155 31H153V33H154ZM205 32V31H204ZM101 33V32H100ZM135 33V32H134ZM156 33V32H155ZM176 33H178L177 31H176ZM46 34H49L48 32H46ZM52 34V33H51ZM54 34V33H53ZM82 34V33H81ZM88 34V33H87ZM103 34V33H102ZM174 34H175V32H174ZM193 34V33H192ZM16 35V34H15ZM28 35V34H27ZM50 35V34H49ZM83 35V34H82ZM121 35V36H122ZM144 35V34H143ZM155 35H157V34H155ZM190 35V34H189ZM14 36V35H13ZM81 36V35H80ZM109 36H111V35H108V37ZM129 36V37H128ZM178 36H179V34H178ZM15 37V36H14ZM141 37H142V39H141ZM141 37H139L138 39L140 40H143V42H141V40H140V42H139V40H138V43H140L138 46L139 47H141L142 45L144 46L145 45V43H144V38H143V36H141ZM155 37V36H154ZM175 37H176V35H175ZM191 37V39H194V41H192V40H190V38H189V41L192 43L193 42V44H194V42H195V40L197 41V38L195 39V38H192L193 37V35H191L190 36ZM194 37H196V36H194ZM212 37V36H211ZM70 38H72V36L70 37ZM82 38H84V36H82ZM89 38V37H88ZM116 38V37H115ZM137 38H135V39H137ZM146 38V37H145ZM2 39H4V38H2ZM6 39V38H5ZM17 39V38H16ZM133 37L131 38V40H130V42H132V41H134V42H132V43H137V42H135V39H133ZM148 39V38H147ZM146 39V40H147ZM178 39H181V37L180 38H178ZM78 40V39H77ZM83 40V39H82ZM85 40L87 41V39L86 38H84V40H83V42L82 41H80V42H82V43H84V45H85ZM89 40H90V38H89ZM91 40H92V38H91ZM115 41H116V39H114ZM129 40V39H128ZM146 40H145V42H146ZM53 41V40H52ZM67 41H70L69 39H67ZM94 40H92V42H93ZM102 41V40H101ZM100 41V42H101ZM118 41V40H117ZM188 41V42H189ZM0 42H1V40H0ZM14 42H15V40H14ZM13 42V43H14ZM16 42H18V43H15V45H17L18 46V48L21 46V45H19V43L20 44H22L23 42L20 40H18V41H16ZM73 42V41H72ZM72 42H67V43H65V44H72ZM80 42L78 41V42H73L74 44L75 43H77L76 45H77V47H80L79 46V44H80ZM90 42V41H89ZM88 43V45L89 44H94V43ZM95 42V41H94ZM105 42V41H104ZM113 42V41H112ZM120 42V41H119ZM154 41H152V43H153ZM12 43V42H11ZM44 43H46V42H44ZM81 43V44H82ZM106 43V42H105ZM122 43H124L123 41H122ZM121 43V44H122ZM142 43H144V44H142ZM147 43H148V41H147ZM146 43V44H147ZM152 43H151V41H150V47H152L151 48V50L153 49V53H154V51L156 50V48H157V46L158 45H152ZM157 43V42H156ZM155 43V44H156ZM202 43V42H201ZM80 44V45H81ZM110 44V43H109ZM117 44H120V43H118L117 42ZM149 44V43H148ZM147 44V45H148ZM190 44V43H189ZM188 44V45H189ZM87 45V44H86ZM101 45V44H100ZM197 45H198V47H197ZM204 45V46H203ZM11 46L13 47L14 45L13 44H11ZM60 46V45H59ZM83 46V45H82ZM146 46V45H145ZM168 46V45H167ZM196 46V47H195ZM1 47V46H0ZM70 47V46H69ZM72 47H74V46H72ZM139 47H136V48H132L134 51V53L137 55H135V57H137V59H138V54L135 52V50L136 51H138V49H139ZM15 48V47H14ZM81 48V47H80ZM127 48H129V47H127ZM126 48V50H130L131 48H129V49H127ZM161 48V47H160ZM1 49V48H0ZM17 49V48H16ZM146 49V48H145ZM210 49V50H209ZM38 50V49H37ZM48 50V49H47ZM87 50V49H86ZM97 50V49H96ZM201 50H198V53H200V52H202L203 53V51H201ZM49 51V50H48ZM64 51H65V48H64ZM85 51V50H84ZM98 51V50H97ZM131 51V50H130ZM160 51V50H159ZM209 51H212V53H210ZM3 52V51H2ZM23 52V51H22ZM126 52V51H125ZM152 52H150V53H152ZM1 53V52H0ZM5 53H6V50H5ZM21 53V52H20ZM19 53V54H20ZM98 53V52H97ZM117 53V52H116ZM145 53H146V50H145ZM201 53V54H202ZM10 54L11 53H9V54H7V58H5V59H3V63H4V67H5V60L6 59H8V63H9V60H10V62L11 61H13L14 62V60H11V59H9V57L8 56H10ZM14 54V53H13ZM91 54V53H90ZM122 54V53H121ZM126 54H128L129 56L131 55V53L130 52H127ZM200 54V55H201ZM17 55V54H16ZM25 55V54H24ZM101 55H102V53H101ZM146 55V54H145ZM148 55V57H149V53L147 54ZM146 55V56H147ZM171 55V54H170ZM52 56V55H51ZM93 56H95V53H94V55ZM123 56V55H122ZM133 56V55H132ZM131 56V57H132ZM156 56H159V54L157 53V55ZM164 56V57H163ZM161 58L162 59H164V64H166L165 63V60H166V56L165 55H163ZM168 56V55H167ZM1 57H3V56H1ZM5 57H6V55H5ZM30 57H32L31 55H30ZM128 57V56H127ZM135 57H134V59H133V57L132 58H127L126 59V56H124V58H125V60H126V62H129V61H136L135 60ZM170 57L171 56H168V58H167V64H169V60L168 59H170ZM197 57V56H196ZM206 57L208 58V59H210L207 55H206ZM212 57V58H213ZM88 58H89V55H88ZM87 58V59H88ZM250 58V59H249ZM32 59H33V57H32ZM80 59L82 60V58L80 57ZM83 59H84V57H83ZM86 59V58H85ZM129 59V61H127ZM131 59H133V60H131ZM230 59V60H229ZM58 60V59H57ZM71 60V59H70ZM80 60V61H81ZM123 61H125L124 59H122ZM94 61V60H93ZM139 61H142V60H140V58H139ZM217 61L215 62V61H213L214 62V64L215 63H217ZM232 61H231V63L230 64H232ZM57 62V61H56ZM82 62H84L83 60L81 61V63ZM235 62V61H234ZM233 62V64H235L234 66H236L237 65V63L235 62L234 63ZM80 63V65H79V63L77 64V66H74V68L75 69H73L74 71L75 70H77L78 69V71L80 70V67H81V64ZM95 63H97V62H94V64ZM104 63H105V61H104ZM107 63V62H106ZM199 63V62H198ZM24 63H22V65H23ZM90 65V60H87V63H85V64H83V65ZM167 64L164 66V67H166L167 66ZM18 65V64H17ZM16 65V66H17ZM51 66H52V64H50ZM78 65H79V67H78ZM88 65V66H89ZM105 65H108V64H105ZM104 65V66H105ZM179 65V64H178ZM43 66V65H42ZM66 67H64V70H65V72H66V70H68L67 68H69V66L67 67V65H65ZM90 66H93L92 64L90 65ZM180 66V65H179ZM184 66V65H183ZM182 65H181V67H183ZM18 67V66H17ZM78 67V68H77ZM145 67V66H144ZM170 67H172V65L170 66ZM195 67V69L197 70V69H200V67H198V66H194ZM193 67V65H192V68H194ZM237 67H238V65H237ZM240 67V66H239ZM40 68H44V67H40ZM106 68V67H105ZM131 68H133V66H131ZM140 68H143V67H140ZM139 68V69H140ZM233 68H235V67H233ZM241 68H243V67H240V69ZM246 68V67H245ZM107 69V68H106ZM105 69V70H106ZM138 69V68H137ZM155 69V68H154ZM172 69H173V67H172ZM176 69H180V67H177ZM239 69V68H238ZM239 69V70H240ZM40 70V69H39ZM103 70V69H102ZM143 70H144V68H143ZM146 70H147V68H146ZM219 70V69H218ZM150 71V70H149ZM148 71V72H149ZM179 71V70H178ZM216 71V70H215ZM52 72V71H51ZM128 72V71H127ZM141 72V71H140ZM143 72V71H142ZM147 72V71H146ZM161 72V71H160ZM198 72H200V70L198 71ZM198 72H196V75H197V73ZM72 73V72H71ZM70 73V74H71ZM145 73V72H144ZM151 73V72H150ZM179 73L180 72H177V74L179 75ZM190 73H193V71L192 72H190ZM190 73H187V72H182L181 71V74H184L183 76H181V77H183L184 78V76H186L187 74L188 75H190ZM211 74V73H210ZM187 75V76H188ZM193 75V77H195V74H192ZM129 76H132V74H129ZM150 76H152V74H150L149 75V81H150V79L152 78V80H153V76L150 78ZM187 76H186V78H187ZM191 76V75H190ZM200 76V75H199ZM201 76H202V74H201ZM68 78V77H67ZM81 78V77H80ZM131 78H133V77H131ZM130 78V79H131ZM205 78V76L203 75L202 76V78L201 79H204ZM86 79V78H85ZM141 79V78H140ZM182 79V78H181ZM259 79H261V78H259ZM45 79H43L42 80V82L44 81ZM151 80V81H152ZM155 80V79H154ZM191 81H193L192 79H190ZM221 80H222V82H221ZM28 81H30L29 79H28ZM41 81V80H40ZM150 81V82H151ZM156 81V80H155ZM154 81V82H155ZM177 81V80H176ZM179 81H180V79H179ZM182 81V80H181ZM218 82H221L219 85H218V89L219 90H216V89H214V87H216V86H214V85H212V86H214V87H212L213 88V91L214 90H216V91H214V92H216V94H218V96L220 95V93H217V92H225L226 93V90H228L229 88L230 89H232V88H234V87H230L231 86V78H229V76H225V78H223L222 77V79H220V80H217ZM216 81V82H217ZM38 82V81H37ZM106 82V81H105ZM104 81H103V83H105ZM139 82H140V80L138 81V85H139ZM142 82V81H141ZM154 82H153V84H154ZM107 83H112V82H110V81H108ZM126 83H129V84H127V86L128 85H130V88L132 87V84H133V81H132V79H131V81L129 82V81H126ZM125 83V84H126ZM135 83V82H134ZM179 83V82H178ZM184 83H185V81H184ZM194 83V82H193ZM209 83H211V84H213L212 82H210L209 81V79H208V77H207V80L206 79H204V82L202 83L203 85L205 84V86L207 85V84H209ZM30 84H31V82H30ZM32 84H33V81H32ZM34 84H35V81H34ZM101 84V83H100ZM113 84H115V86H116V90H118L119 88H118V86H117V84L115 83V81H114V83ZM120 84V83H119ZM158 84V83H157ZM166 84V83H165ZM180 84V83H179ZM201 83L198 85L197 84V86L195 85V84H191V86H190V83H189V86H190V88L189 89H191V87H192V91L190 90L189 92H191L192 94H193V91H194V88H195V86H196V88L197 87H199V86H201V87H204L205 88V86H203ZM121 85H122V83H121ZM137 85V86H138ZM168 85H169V82H168ZM167 85V86H168ZM177 85V84H176ZM193 85H195V86H193ZM236 85V84H235ZM36 86H37V84H36ZM69 86V85H68ZM102 86V85H101ZM124 86V85H123ZM151 86H152V83H151ZM151 86H150V88H149V90L150 89H152L151 88ZM188 86V84L187 85H185V87H187ZM188 86V87H189ZM34 87V86H33ZM103 87V86H102ZM113 87H114V85H113ZM139 87V86H138ZM152 87H154V86H152ZM200 87V88H201ZM207 88H205L204 89V91L206 92L207 90L209 91L210 89H212V88H208V86H206ZM209 87H210V85H209ZM17 88V87H16ZM35 88V87H34ZM126 88H128V87H126ZM140 88V87H139ZM157 88V87H156ZM164 88V87H163ZM162 88V89H163ZM169 88H170V86H169ZM196 88H195V90H196ZM70 89V88H69ZM87 89H89L88 87H87ZM129 89V88H128ZM132 89V88H131ZM131 89H130V91H131ZM153 89H155V88H153ZM158 89H160V88H158ZM198 89V88H197ZM30 90V89H29ZM90 90L91 89H89L88 91L90 92ZM104 90V89H103ZM142 90V89H141ZM147 90H148V87H147ZM181 90V89H180ZM1 91L2 90H0V93H1ZM119 91V90H118ZM117 91V92H118ZM133 91L134 92H136L137 90H135V87L133 88ZM154 91V90H153ZM164 92H166L165 90H163ZM168 91V90H167ZM203 91V93L206 95V93ZM211 92L209 93H207V94H211L212 93V90H210ZM133 92V93H134ZM148 92V91H147ZM147 92L145 93V95L147 94ZM152 92V91H151ZM150 92V93H151ZM156 92V91H155ZM158 92V91H157ZM170 92H171V89H170ZM170 92L168 93V92H166L167 94H170ZM196 92V91H195ZM197 92H199V89L197 90ZM213 92V93H214ZM228 92V91H227ZM240 92V93H239ZM246 93L245 95H243L244 93ZM15 94H18V93H21V92H18V91H16L15 90V92H14ZM103 93H105V92H103ZM112 93V92H111ZM123 93V92H122ZM132 93V94H133ZM149 93V92H148ZM165 93V99H167V97H166V94ZM190 93V94H191ZM202 93V94H203ZM212 93V94H213ZM222 93H221V95H220V97L222 96ZM241 93H243V94H241ZM41 94V93H40ZM126 94V97H128V92H126V93H124V95ZM136 93H134L133 95H135ZM157 94H159V92L157 93ZM197 94H199V93H196L195 94V97H197ZM202 94H199L198 96H199V98H200V95L202 96ZM216 94L214 93L213 95V97H210V96H208L209 98H212V100H213V102H214V100H215V102L213 103V104H215L216 105V102H217V100L220 98H218V96L216 97ZM36 94H33V93H31V96H34V97H37V96H35ZM140 95V94H139ZM139 95L138 96H136V101H137V97H139ZM145 95L144 96H142V94H141V97L143 98H145ZM151 95H155V93L153 92V93H151ZM170 95H172V94H170ZM169 95V96H170ZM5 97H6V94L4 95ZM20 96H21V94H20ZM18 97L17 99L19 100V101H23L22 99H21V97ZM106 96V100L104 101V102H107V100L109 99L108 98V95L106 94L105 95ZM120 96H121V94H120ZM123 96V95H122ZM173 96V95H172ZM148 97V96H147ZM163 97V98H164ZM185 97V96H184ZM192 97H194V94L192 95ZM193 98L194 100L196 99V98ZM208 97H207V99H208ZM227 97V93H226V96H222L221 98H223V100L222 99H220V101L217 103V105H219L218 107H217V105H216V107H217V109L218 110H220L221 111V109H224V108H222V106H224L223 104V102H224V99ZM39 98V97H38ZM102 98V97H101ZM104 98V97H103ZM143 98V99H144ZM148 98H150L151 99V97H148ZM157 98H160V95L158 96L157 95ZM177 98H179V97H177ZM217 98V99H216ZM229 98H231V97H228L227 99H229ZM127 99H129V97L127 98ZM141 99V98H140ZM161 99V98H160ZM160 99H159V101H160ZM202 99H203V97H202ZM201 98L200 99H197L199 102H197V103H195V104H199L200 102H203V101H201L202 100ZM204 99H205V96H204ZM207 99H205V100H207ZM226 99V100H227ZM18 100L16 101V102H18ZM33 100V99H32ZM95 100V99H94ZM94 100H93V102H94ZM110 100H111V98H110ZM110 100H108V102L110 101ZM126 99L124 98V101H125ZM145 100V99H144ZM144 100H143V102H144ZM232 100V99H231ZM230 99H229V101H231ZM0 101L2 102V99L0 98ZM24 101H25V98H24ZM23 101V102H24ZM36 101V100H35ZM58 101H60V100H58ZM127 101V100H126ZM145 101H147V100H145ZM158 101V102H159ZM166 101H168V105H169V101L170 100H166ZM176 101V100H175ZM223 101V102H222ZM15 102V103H16ZM150 102H153V100L152 101H150ZM161 102V101H160ZM182 102H184V100H182ZM207 102V101H206ZM222 102V103H221ZM232 102V101H231ZM22 103V102H21ZM97 102H95V104H96ZM137 103H138V101H137ZM141 103V102H140ZM149 103V102H148ZM254 103H255V105H254ZM1 105H3V106H5L4 107V109L6 108V105H4V104H6V103H0ZM18 104V105H17ZM92 104V103H91ZM95 104L94 105H92V107L94 108L95 107ZM202 104V103H201ZM208 104V103H207ZM206 103H205V105H207ZM226 104L228 105H230V104H232V103H227L226 102ZM234 104V103H233ZM87 105V104H86ZM127 105V104H126ZM140 105V104H139ZM160 105H161V103H160ZM180 105H182L183 106V104H180ZM197 105H195L197 108H203L202 106L201 107H199V106H197ZM214 105V106H215ZM222 105V106H221ZM16 106H20V104H19V102L18 103H16ZM35 106H37V105H35ZM186 106V105H185ZM184 106V107H185ZM221 106V108H219ZM258 106V107H259ZM15 107V106H14ZM37 107H39V106H37ZM88 107V106H87ZM91 107V108H92ZM148 107L150 108V106H149V104H148ZM153 107V103L151 104V108H150V110L151 109H153L152 108ZM155 107V106H154ZM167 107H171V104L169 105V106H167ZM225 107H227V106H225ZM264 107V106H263ZM34 108V107H33ZM86 109V111L88 110L89 112H91L92 111V109ZM246 108H247V106H246ZM7 109V108H6ZM16 109H18V111H19V108H16ZM82 109H85L84 107H82ZM135 109H136V104H135ZM142 109V108H141ZM155 109V108H154ZM153 109V110H154ZM171 109H173V107L171 108ZM216 109V108H215ZM230 109H232L231 110V112L232 111H234V109H233V107L231 108V105H230V107H229V110ZM241 111H240V110ZM238 109V111H234V112H237V113H239V116H240V112L242 113V117L240 118V119H242L243 118V112H245V111H243L241 108H239ZM8 110H11V109H8ZM14 110V109H13ZM91 110V111H90ZM137 110V109H136ZM138 110H140V108H138ZM158 111L160 110V109H157ZM190 110V109H189ZM228 110V111H229ZM255 111H257V109H254ZM260 110H258L259 112H261ZM4 111H6V110H4ZM85 111V113H87ZM142 111L143 110H141V113H142ZM152 111V110H151ZM175 111H177L176 109H175ZM217 111V110H216ZM220 111H218L219 112V116H220V114H222V113H220ZM225 111H226V108H225ZM144 112V111H143ZM163 112V111H162ZM172 112H174V110H172ZM198 112V111H197ZM195 113L196 115H198L199 113ZM200 112V111H199ZM202 112V111H201ZM204 112V111H203ZM222 112V111H221ZM224 112V111H223ZM234 112H233V114L232 113H230V115L232 114L233 116L235 115L234 114ZM248 112V111H247ZM149 113H150V111H149ZM262 113V112H261ZM260 113V114H261ZM1 114V113H0ZM3 114V113H2ZM84 113H82V115H83ZM144 114H145V112H144ZM175 114V113H174ZM202 114V113H201ZM224 114V113H223ZM226 114H229V113H226ZM226 114H224L223 116L221 115L220 117H218V119H220L221 117H223V119L221 120L222 122L223 121H225V123L223 122V123H220L219 122V125H218V122H217V125H218V127H220V125L221 124H223V126H225L226 124H227V122L229 121L228 120V117L226 118L225 116H226ZM252 114V113H251ZM12 115V114H11ZM27 115V114H26ZM43 115V114H42ZM77 115H78V113H77ZM81 115V114H80ZM81 115V116H82ZM146 115V114H145ZM149 114H147V116L146 117H149L148 116ZM170 115V114H169ZM261 115H264V112H263V114H261ZM2 116H4V115H2ZM13 116V115H12ZM28 116V115H27ZM31 116V115H30ZM29 116V117H30ZM81 116H79L80 117V119H81ZM84 116V115H83ZM126 117H128L127 115H125ZM190 116V115H189ZM238 116V115H237ZM6 117V116H5ZM43 117V116H42ZM85 117V116H84ZM145 117V118H146ZM199 117V116H198ZM204 117V116H203ZM226 119H225V118ZM252 117V116H251ZM262 117H264V116H262ZM4 118V117H3ZM10 118H11V116H9V120H10ZM133 118H135V119H133ZM132 119L134 120L133 121V123H135L136 121V123H137V128H136V133H133V134H136V135H141L142 133L145 135L144 137L145 138H148V136H146L147 134H145L142 130L144 129L145 130V128H143V124L141 125L142 126V130L141 129H139V127H140V124H139V118H138V116H137V118H138V120H137V118L136 117H133ZM145 118H144V121H145ZM190 118V117H189ZM12 119H13V117H12ZM42 120H43V122H45V119H43V118H41ZM40 119V120H41ZM87 119V120H86ZM90 118L87 116L86 118H85V121H88ZM132 119H128L129 121H131ZM180 119H183V118H180ZM194 119H196L197 121H200L201 120V122H205V118H203V119H201L200 117L199 118H196V117H194ZM200 119V120H199ZM239 119V123L236 121V120H238L237 118H234L233 120L234 121H236L238 124H240L238 127L242 130V133H243V130L245 129L246 131H248L249 130V132H251L250 130V127L248 126V125H250L251 123H253L254 124V122H250V124L248 123V125H246L245 127H247L248 126V129H246L243 125L241 126V123L242 122H245L246 123V120L243 118V120L241 121ZM264 119V118H263ZM16 120H18V118L16 119ZM202 120H204V121H202ZM216 120H217V118H216ZM249 120V119H248ZM254 120V119H253ZM141 121V120H140ZM146 121H147V123H148V125L150 124L149 122H148V120H147V118H146ZM181 121V120H180ZM183 121V120H182ZM240 121H241V123H240ZM48 122V121H47ZM56 122V121H55ZM16 123H17V121H16ZM19 123V122H18ZM17 123V124H18ZM85 123H87V122H85ZM130 123H132V122H130ZM136 123H135V125H136ZM165 123V122H164ZM49 124V123H48ZM247 124V123H246ZM253 124H251L252 125V130H253ZM255 124H257V122H255ZM22 125V124H21ZM51 125V124H50ZM164 125V124H163ZM203 125V124H202ZM250 125V126H251ZM259 125H260V123H259ZM18 126H19V124H18ZM147 126V125H146ZM222 126V127H223ZM241 126V127H240ZM256 127H259V126H257V125H255ZM59 127V126H58ZM150 127H155V126H150ZM199 127V126H198ZM222 127H220V128H222ZM227 127V126H226ZM228 127H230V126H228ZM244 129H243V128ZM261 127V126H260ZM60 128V127H59ZM69 128V127H68ZM148 128V127H147ZM157 128V127H156ZM161 128V127H160ZM160 128H157V130L158 131H163L162 129L160 130ZM205 128H207L206 127V125H205ZM224 129H225V131H226V133H227V130H226V128L225 127H223ZM222 128V129H223ZM233 128V127H232ZM1 129V128H0ZM14 129V128H13ZM70 129V128H69ZM69 129H67V131L69 130ZM152 129V128H151ZM155 129V128H154ZM169 129V128H168ZM188 130H189V128H187ZM202 129V128H201ZM258 130L260 129V128H257ZM139 130H141V132L139 131ZM155 131L156 133H158V131ZM165 131H166V129H164ZM198 130V129H197ZM207 130H208V128H207ZM261 130H263V127H261ZM102 131V130H101ZM139 131V132H138ZM153 131V130H152ZM151 130H150V133H153ZM167 131H169V130H167ZM166 131V132H167ZM221 131V133H222V130H220ZM229 131V130H228ZM231 132H232V129L230 130ZM246 131H244V132H246ZM260 131V130H259ZM69 132V131H68ZM137 132H138V134H137ZM164 132V131H163ZM162 132V133H163ZM170 132H171V130H170ZM173 132V131H172ZM172 132H171V134L170 133H168V135L169 136H171L172 135ZM261 133H262V131H260ZM3 133V132H2ZM67 133V132H66ZM124 133V132H123ZM149 133V134H150ZM165 133V132H164ZM162 134L163 136H167V134L165 135V134ZM180 136L181 135H183V134H180L179 132H177ZM176 133V134H177ZM204 133V132H203ZM202 133V134H203ZM225 133V134H226ZM236 133V132H235ZM253 134H255L256 133V135H259L260 133L258 132V131H254V132H252ZM258 133V134H257ZM26 134H29V132L28 133H26ZM26 134H24V135H26ZM65 134V133H64ZM104 134V133H103ZM173 134H174V132H173ZM209 134V133H208ZM218 134V133H217ZM233 134H234V132H233ZM3 135H5V133H3ZM2 135V136H3ZM15 135H17V134H15ZM20 135V134H19ZM62 135V134H61ZM61 135H59V137L61 136ZM66 135V134H65ZM156 135H158V136H156ZM153 134V136H156V138L157 137H160L161 135H159V133L158 134ZM231 135H232V133H231ZM246 135V133L244 134L243 133V136H245ZM256 135H254V136H256ZM262 135L263 134H261V135H259V136H261L262 137ZM20 136H22V135H20ZM95 136H97L96 134H95ZM151 137V138H153V139H149V141L148 142H152V141H154V139H155V137ZM172 136H175V135H172ZM178 136V135H177ZM222 137H223V139L225 140L226 138L224 137V136H226V135H221ZM229 137H230V133H229V135H228ZM240 137L239 138V140H241V138H244V137ZM248 136V133H247V135H246V137ZM23 137V136H22ZM22 137L20 138V139H22ZM70 137V136H69ZM168 137V136H167ZM167 137H165V139L167 138ZM231 137H233V135L231 136ZM235 137H238V136H236L235 135ZM235 137L233 138L234 140H235ZM245 137V138H246ZM261 137L258 139V140H260L261 139ZM150 138V137H149ZM174 138H176L175 139V141H177V138H178V141H177V143H179V139L181 138V137H174ZM182 138H183V136H182ZM193 138H195L196 139V136H194ZM221 138V137H220ZM257 138V137H256ZM69 139V138H68ZM159 139V138H158ZM165 139H163L164 141H166ZM168 139H169V137H168ZM210 139V138H209ZM217 139H219V138H217ZM222 139V140H223ZM232 139V138H231ZM264 139V136H263V138L261 139V142H262V140ZM0 140H3V137H2V139H0ZM23 140H25L24 138H23ZM52 140V139H51ZM170 140H172L173 141V138L172 137H170ZM182 140V139H181ZM211 140V139H210ZM223 140V141H224ZM245 140V139H244ZM244 140H242V142H241V144L243 143V141ZM248 140V139H247ZM249 140H251V139H249ZM249 140H248V142H249ZM4 141V140H3ZM114 141V140H113ZM129 142H130V140H128ZM169 141V140H168ZM182 141H184V140H182ZM227 141V140H226ZM231 141V140H230ZM230 141H227V142H230ZM118 142L119 141H117V144H118ZM148 142H147V144H148ZM219 142H220V140H219ZM226 142V143H227ZM21 143H24V142H21ZM123 143H124V140H123V142H122V144H121V146H122V149H123ZM128 143V142H127ZM156 143V142H155ZM184 143H186V142H184ZM183 142H181V144H184ZM194 143V142H193ZM197 143H198V141H197ZM244 143H245V141H244ZM250 144H251V142H249ZM253 143V142H252ZM263 143H264V140H263ZM58 144H60V141L58 142ZM57 144V145H58ZM76 144V143H75ZM124 144H126V143H124ZM129 144V143H128ZM150 144V143H149ZM148 144V146L150 147V145ZM180 144V143H179ZM181 144L179 145V146H181ZM217 144V143H216ZM215 144V146H218L219 144H217L216 145ZM22 145V144H21ZM47 145V144H46ZM119 145V144H118ZM200 145H201V143H200ZM211 146V143H209L208 144V142H207V144L205 145V143H204V145H202V146H205V148H206V146H208L209 148H210V146ZM49 146V142H48V145H47V147ZM67 146V145H66ZM69 146V145H68ZM78 146V145H77ZM77 146H76V148H77ZM96 146H98V145H96ZM128 146V145H127ZM131 146V145H130ZM135 146H136V144H135ZM156 146H157V143H156ZM182 146H184V145H182ZM187 147L189 146V144L187 143V145H186ZM185 146V147H186ZM191 146V145H190ZM214 146V144L212 145V147ZM233 146V145H232ZM264 146V145H263ZM14 147V146H13ZM21 147V146H20ZM24 147V146H23ZM25 147H27L26 145H25ZM118 147V146H117ZM125 147V146H124ZM158 147H160V146H158ZM168 147H170V146H168ZM168 147H166V148H168ZM172 147V146H171ZM197 147V146H196ZM207 147V148H208ZM222 147V146H221ZM14 148H17L16 149V151H17V154H19V149H21V148H19V147H14ZM49 148V152H51L52 153V150L53 149H50V146L48 147ZM58 148V147H57ZM70 148V147H69ZM119 148H120V146H119ZM118 148V149H119ZM126 148V147H125ZM129 148V146L125 149V150H127ZM151 148V147H150ZM150 148H147V150H145L146 152H149V153H151L149 150H150ZM198 149H199V147H197ZM197 148H196V150H197ZM208 148V149H209ZM219 148V147H218ZM217 148V149H218ZM225 148H226V146H225ZM233 149L232 150H230V152L228 153V154H226L225 156H221V160L219 161V162H216L215 161V157H213L212 156V152L211 153H201V152H197L196 151V153H194V154H192V155H190V157L189 158H187V162H185V164H184V167L183 168H180V166L179 167H177V166H175V164L177 163H172V162H169V161H171V160H168V162L169 163H172V164H168V167L169 168H165L164 166V169L163 168H161V169H163V170H161V172L160 173H158L157 174V171H156V174H154L155 175V177L153 178V177H151V174L150 175H148V174H146V172L148 171V169L147 170H145L146 172H144V170H142L141 169V172H144V174L146 175V177L148 176V177H151V179L153 178V180L151 181V179L149 178L148 179V181H149V183H150V181H151V183L149 184V185H147V186H145V187H141L142 188V193L143 192H145L146 193V195L144 194H141L140 192H141V190H140V192H139V195H138V197H140V195H142V196H145L146 198H148V199H153V198H156V197H168V198H172V199H174V200H177V199H180L181 197H182V193H183V189L184 190H188V192L190 191V192H192V194H187V195H185L184 194V196L183 197H186L187 199H193L194 200V203L192 204L193 206L195 205H197V207H199L200 209H204V210H206V209H208L209 208V211H211V210H213V209H211V207L214 205L215 206V204H217V202H218V198L220 197V194H218L217 193V190H219V189H221V188H224V189H226V188H230L231 187V190L230 191H228L229 189H227V191L225 190V192L227 193V194H229L230 195V192H231V194L234 192V190L232 191V189L234 188V189H236L235 188V185L237 184V182L241 185L240 187H242V184L240 183V181H237V182H235V180L238 178V177H240L239 175H241L242 177H243V175L244 176H246V174H247V171H249V169H251V166L253 165V167H252V174L253 173H256V172H263V175H264V156H263V154H258V155H252L251 156V159L250 160H248V161H244V162H242V159L240 158V157H238L237 156V151H236V147H232ZM239 148V147H238ZM254 147H252V149L251 148H249V149H251L252 151L254 150L253 149ZM26 149V148H25ZM70 149H73V147H71ZM116 149V148H115ZM144 149H146V148H144ZM153 149V148H152ZM164 149H165V147H164ZM171 149L172 148H170V149H168V150H170L171 151ZM195 149V148H194ZM213 149V148H212ZM220 149H222V150H224L223 148H220ZM228 149H229V147H228ZM240 149V148H239ZM239 149H238V152H240L239 151ZM248 149V148H247ZM219 150V149H218ZM25 151V150H24ZM59 151H61V149L59 150ZM120 151H122V150H120ZM119 151V154L122 156V153ZM137 151V150H136ZM144 151V152H145ZM193 152L195 151V150H192ZM192 151H188V152H192ZM220 151V150H219ZM243 151V150H242ZM260 151V150H259ZM263 151H264V149H263ZM28 152H30V151H28ZM54 153H55V155H57V153H58V151H53ZM62 152V151H61ZM225 152H226V150H225ZM227 152H228V150H227ZM244 152V151H243ZM246 152H248V151H246ZM77 153V152H76ZM29 154V153H28ZM32 154V152H30V155ZM185 153H183V155H184ZM221 154V153H220ZM253 154V153H252ZM11 155V154H10ZM78 156H79V158L78 159H80V155L79 154H77ZM139 155H140V153H139ZM148 156V158H149V154H147ZM151 155V154H150ZM179 155V154H178ZM186 155V154H185ZM3 156H4V154H3ZM19 155H17V157H18ZM75 156V155H74ZM77 156V157H78ZM133 156V155H132ZM131 156V157H132ZM138 156V155H137ZM181 156H182V154H181ZM1 157V156H0ZM22 157V155L21 156H19L18 158L20 159ZM48 157V156H47ZM76 157V156H75ZM87 157V156H86ZM117 158H119V156L117 155L116 156ZM116 157H115V159H116ZM139 157V156H138ZM137 157V158H138ZM169 157H171V155L169 156ZM14 159H15V157H13ZM49 158V157H48ZM52 157H50L49 159H51ZM82 158V157H81ZM85 158V157H84ZM88 158V157H87ZM90 159H91V157H89ZM123 158V156L121 157V159ZM134 158H136L135 157V154H134V156L132 157V159H134ZM136 158V159H137ZM148 158H146V159H148ZM17 159V158H16ZM23 159V158H22ZM75 159V158H74ZM78 159H77V161H78ZM129 159V158H128ZM136 159H135V161H136ZM150 159V158H149ZM149 159H148V161H149ZM155 159V158H154ZM101 160H103V159H101ZM107 160H109V159H107ZM117 160H120V159H117ZM141 160V159H140ZM139 160V161H140ZM1 161V160H0ZM31 161V160H30ZM47 161V160H46ZM138 161V160H137ZM150 161H152V160H150ZM150 161H149V164H151V166H149L150 168H152V169H154V166L152 165V163H150ZM156 161V160H155ZM32 162V161H31ZM49 162H50V160H49ZM58 162V161H57ZM87 162V161H86ZM46 163V162H45ZM113 163V162H112ZM116 163V162H115ZM118 163V162H117ZM251 163V164H250ZM254 163H255V165H254ZM61 164V163H60ZM114 164V163H113ZM112 164V165H113ZM158 164V163H157ZM54 165H56V164H53L51 167L52 168H50L49 166V169L47 168V171H46V173H48L49 172V170H50V172H51V170H53V167H56V166H54ZM110 166L109 168H111V171H113V169H112V167L113 166ZM116 165V164H115ZM148 165V164H147ZM159 165H161V163H159ZM164 165V164H163ZM172 165V166H171ZM41 166H43V165H41ZM72 166V165H71ZM118 166H119V164H118ZM140 166V165H139ZM138 166V167H139ZM162 166V165H161ZM203 166H206V167H211V171L212 172H214L213 173V175L212 176H209V174L207 173V172H205V173H203V170L202 171H200L199 172V170L197 171L199 174L197 175V177H195L196 178V182H195V184L194 185H188L187 186V179H189L188 178V176L186 175L187 173L186 172H188V171H196L199 167H203ZM45 167H46V165H45ZM17 168V167H16ZM37 168H38V166H37ZM43 168L44 167H42L41 169H42V171H43ZM59 168V167H58ZM159 168H160V166H159ZM157 166H156V168L154 169V170H156V169H159ZM33 169V168H32ZM34 169H35V167H34ZM41 169L39 170V172L38 171H36V172H38V173H36V178H35V182H36V180L38 179L37 177L39 176L38 174L40 173V171H41ZM60 169V168H59ZM61 169H63V170H65V166L63 167V168H61ZM237 169H239L240 171V173L239 174H234V175H232V172L233 171H235V170H237ZM17 170V169H16ZM27 170V169H26ZM79 170V169H78ZM121 170H123V169H121ZM120 169H119V171H121ZM126 170V169H125ZM154 170H152V172L154 171ZM9 171V170H8ZM13 171V170H12ZM80 171V170H79ZM150 172H151V169L149 170ZM159 171H160V169H159ZM16 172V171H15ZM18 172V171H17ZM25 172V171H24ZM23 172V173H24ZM33 172H35V170L33 171ZM98 172L99 171H97V174H98ZM140 172V171H139ZM138 171H136V173H139ZM11 173V172H10ZM9 173V174H10ZM21 173V172H20ZM113 173H114V171L112 172V175H113ZM121 173V172H120ZM122 173L124 174V171H122ZM129 172L127 171V173H125L126 174V176L128 175V177H129V174H128ZM148 173V172H147ZM183 175H182V174ZM186 173V174H185ZM210 173V172H209ZM251 173L250 174H248V176H251ZM35 174V173H34ZM33 174V175H34ZM59 174V173H58ZM97 174H96V177L95 178H97L95 181H97L98 180V178L100 177L101 178V176L99 175L98 177H97ZM131 174H134V173H132L131 172ZM25 175H26V173H25ZM25 175H23V176H25ZM32 175V176H33ZM82 175V174H81ZM84 175V174H83ZM211 175V174H210ZM31 175H29V177H30ZM32 176H31V178H32ZM56 176V175H55ZM85 176V175H84ZM114 176H115V174H114ZM125 176V177H126ZM132 176V175H131ZM130 176V177H131ZM82 177V176H81ZM113 177V176H112ZM116 177L118 178V176L116 175ZM124 177V176H123ZM124 177V178H125ZM186 177V178H185ZM189 177H190V175H189ZM192 177H193V175L191 176V178L190 179H192ZM260 177H262V175H260ZM14 178H16L15 176H14ZM30 178V179H31ZM104 178V177H103ZM106 178V177H105ZM245 178V177H244ZM257 178H259V176H257ZM17 179V178H16ZM15 179V181H13V182H16V181H19V180H21V179H17L16 180ZM46 179V178H45ZM80 179H82V178H80ZM240 179V178H239ZM246 179H247V176H246ZM5 180V179H4ZM3 180V181H4ZM23 180H25L24 179V177H23ZM122 180V179H121ZM139 180V179H138ZM6 181V180H5ZM54 181V180H53ZM101 181V180H100ZM106 181H107V179H106ZM118 181H120V179H118ZM129 181V180H128ZM231 181H233V185H228V183L229 182H231ZM247 181V180H246ZM22 182V181H21ZM20 182V183H21ZM25 182V181H24ZM34 182V183H35ZM74 182L75 181H73L71 184H74ZM124 182V181H123ZM131 183L132 182H134V181H130ZM138 182V181H137ZM147 182V181H146ZM146 182H144V184L146 183ZM241 182H242V180H241ZM248 182V181H247ZM2 183V182H1ZM5 183V182H4ZM2 184L1 185V187H0V191H2V189L4 190V188H5V184ZM12 183V182H11ZM11 183H9V184H11ZM84 182H81V184H83ZM245 183V182H244ZM32 184H33V182H32ZM36 184V183H35ZM34 184V185H35ZM107 184V183H106ZM122 185H123V183H121ZM139 184V183H138ZM143 184V185H144ZM239 184H238V186H239ZM263 184V183H262ZM4 185V186H3ZM27 183H26V192H28L29 194H32L33 193V191H31V187H35V186H37V185H35V186H32V185H30L29 187H30V189H29V187L27 188ZM59 185V184H58ZM61 185H63V184H60V188L62 187ZM85 185V184H84ZM84 185H82V187L84 186ZM111 185V184H110ZM120 185V184H119ZM128 185H129V183H128ZM254 185H255V183H254ZM43 187V189H45L46 187L47 188H49V186H46L45 188H44V186L45 185H42ZM64 186V185H63ZM66 186V187H65ZM64 186V188H67L68 186H71V185H65ZM81 186V185H80ZM79 186V187H80ZM113 186H114V183H113ZM112 186V188L115 190L116 189V187H117V185H115L114 187ZM132 186H133V183H132ZM140 186V185H139ZM237 186V187H238ZM2 187H4V188H2ZM12 188H13V185L11 186ZM15 187H16V184H15ZM23 187V186H22ZM87 188V190H90L88 187H87V182H86V186H84V188ZM233 187V188H232ZM253 187V189L255 190V188H254V186H252ZM256 187V186H255ZM9 189H10V187H8ZM36 188V187H35ZM41 188V187H40ZM47 188L45 189L46 191H47ZM94 188V187H93ZM112 188L111 189H109L108 191H111L112 190ZM118 188V187H117ZM122 188H123V186H122ZM140 188V189H141ZM144 188V189H143ZM246 188V187H245ZM16 189V188H15ZM33 189V188H32ZM92 189V188H91ZM107 188H106V186H105V189L104 190H106ZM238 189V188H237ZM236 189V190H237ZM247 189H249V188H247ZM247 189H246V191H247ZM17 190V189H16ZM29 190V191H28ZM49 190V189H48ZM86 190V189H85ZM87 190H86V192L84 193L85 195H87ZM118 190V189H117ZM120 190L122 191L123 189H121L120 188ZM143 190H145V191H143ZM236 190H235V192H236ZM258 189L256 188V191H257ZM8 192H9V190H7ZM6 191V192H7ZM18 191H20V190H18ZM17 191V193H20V192H18ZM50 191H51V193H50ZM50 191H48V195H49V193L50 194H52V193H56L58 190H55V188H53V190H52V187H51V190ZM107 191V190H106ZM256 191H253V194L254 193H256ZM11 192H13V191H11ZM59 192V191H58ZM225 192L223 191V193L225 194ZM234 192V193H235ZM244 193H245V190L243 191ZM242 192V193H243ZM251 192V191H250ZM250 192H248L246 195L245 194H243V196H239V198L237 197V199H239V201L241 200H243L242 202H239V203H245L248 199H251L252 200V197L254 198V201H255V194H254V196H252L253 194H251V196H250ZM13 193H15V192H13ZM17 193H15V194H17ZM26 194L25 192H24V190H23V196H25V195H29V194ZM113 193H114V191H113ZM131 193H135V191L134 192H130L129 194L131 195ZM163 193V194H162ZM0 194H1V192H0ZM3 195H4V193H2ZM34 194V193H33ZM90 194V192H88V195H87V198H89L88 196H90L89 195ZM108 194V193H107ZM116 194V193H115ZM129 194H126V195H128L129 196ZM137 194V193H136ZM148 194V195H147ZM223 194V195H224ZM68 195V196H67ZM69 195L70 194H66V196L64 195V197H66V199H68L69 198V200L71 199V196L69 197ZM94 195V198H95V196L97 195H95V194H93ZM135 195V194H134ZM169 195L171 196V197H169ZM257 195H259L258 193H257ZM61 196H63L62 195V193L60 194V197ZM181 196V197H180ZM48 197V196H47ZM93 197V196H92ZM103 197H105V195L103 196ZM121 197H123V198H120L121 200H124V196H121ZM127 199H128V201H130V203H132L134 200L135 201H137L138 199H134L133 197H131L130 198V196L129 197H127V196H125ZM36 198H38L37 200L39 201V200H41V199H39V197H36ZM36 198H35V201H37L36 200ZM46 198V197H45ZM52 198V197H51ZM94 198H92V200L94 201L95 199H96V201H97V198H99L98 196L94 199ZM108 198V197H107ZM106 198V199H107ZM125 198V199H126ZM133 198V199H132ZM234 198H236V197H234ZM56 199H58V198H56ZM99 199H101V198H99ZM113 199H114V197H113ZM144 198L142 197V200H143ZM184 199V198H183ZM186 199V200H187ZM79 200H81L80 198H79ZM79 200H77L76 202H78ZM116 200L118 201V199H117V197H116ZM146 200V199H145ZM154 200V199H153ZM165 200H166V198H165ZM12 201V200H11ZM35 201H34V203H35ZM51 201V199L50 200H47V203L48 202H50ZM96 201H94V202H92V203H95ZM100 201H102V200H100ZM110 201V200H109ZM132 201V202H131ZM138 201H141V197H140V200H138ZM170 201V200H169ZM232 201H234V200H232ZM232 201H229V202H227V203H231L232 204ZM256 201H257V199H256ZM255 201V202H256ZM33 202V201H32ZM56 202H57V200H56ZM73 202V201H72ZM75 202V203H76ZM111 202H113V201H111ZM111 202H108V203H110V204H107V202H105L104 203V201H102V202H97V204L98 203H104L103 204V206L104 207H109V206H112V207H114V209H115V203L113 202V205L111 204ZM116 202V201H115ZM121 202V201H120ZM144 202V201H143ZM39 203V202H38ZM45 203H46V201H45ZM84 203V202H83ZM92 203H90V204H88V205H93ZM123 203V202H122ZM124 203H128V202H124ZM129 203V205H131ZM138 203H140V202H138ZM153 203H155V201L153 202ZM152 203V204H153ZM163 203H164V201H163ZM169 203V202H168ZM192 203V202H191ZM190 203V204H191ZM220 204H222L223 202H219ZM219 203L217 204V205H219ZM226 203V202H225ZM76 204H78V203H76ZM119 203V201L117 202V204H116V208H117V205H118V207H123V205H125V204H120ZM147 204V203H146ZM156 204V203H155ZM229 204H224L223 203V206L224 205H226L227 206V211H228V208H230V207H228L229 206ZM29 205V204H28ZM35 205V204H34ZM34 205H33V207H34ZM85 205V204H84ZM87 205V204H86ZM87 205V206H88ZM107 205V206H106ZM158 205H160V203L158 204ZM162 203H161V207H162ZM170 205H172L173 206V203H171ZM187 205H188V203H187ZM241 205V204H240ZM146 206V205H145ZM194 206V207H195ZM223 206H221L220 205V208L222 207V209H221V211L223 210ZM32 207V208H33ZM86 207V206H85ZM91 207V206H90ZM112 207L111 208H109V209H112ZM125 207H126V205H125ZM138 207H139V205H138ZM190 207V206H189ZM27 208V207H26ZM36 208H37V205H35V210H36ZM160 208V207H159ZM168 205L166 204V206L165 207H163V208H160V209H151L149 212H148V214L150 215V217L152 216V217H154V216H160V217H166V218H164V219H168L167 217H171V216H173V214H171V213H169L168 212ZM188 208V207H187ZM186 208V209H187ZM213 208V207H212ZM226 208V207H225ZM34 209L32 210V211H34ZM45 209H46V206H45ZM44 209V210H45ZM133 209V208H132ZM164 209H166V211H164ZM211 209V210H210ZM233 209V208H232ZM38 211H39V209H37ZM129 210V208L125 211V212H127ZM137 210V209H136ZM194 210V209H193ZM26 212H27V210H25ZM31 211V212H32ZM37 211V212H38ZM190 210H188V212H189ZM231 211V210H230ZM36 212V211H35ZM35 212H32L31 214H33V213H35ZM36 212V213H37ZM193 212V211H192ZM196 212V211H195ZM200 212V211H199ZM224 212H225V210H224ZM132 213V212H131ZM184 213V212H183ZM230 213V212H229ZM20 214V213H19ZM9 215V214H8ZM86 215H89V214H86ZM132 215V214H131ZM34 216V215H33ZM145 216H146V214L144 215V218H145ZM196 216V215H195ZM159 217V218H160ZM8 218V217H7ZM20 218V217H19ZM189 218V217H188ZM5 220H6V218H4ZM21 219V218H20ZM42 219V218H41ZM100 219H101V217H100ZM103 219V218H102ZM102 219L101 220H99L100 222H101V224L100 225H102ZM105 219V218H104ZM141 219H143V218H140V221L139 222H136V223H133V224H130L129 226H126L125 227V229L127 230V232H125V230L123 231L125 234L124 235H126V233H128L129 231H130V233H131V231H133V232H138L139 234H143V231H144V227H143V221L141 220ZM163 219V220H164ZM174 219V218H173ZM8 220H9V218H8ZM119 220V219H118ZM145 220V219H144ZM156 220V219H155ZM171 220H172V217H171ZM7 221V220H6ZM21 221V220H20ZM25 220H23L22 219V221L21 222H24ZM42 221H44V220H41V222ZM111 220H110V218H109V222H110ZM153 221V220H152ZM173 221H175V220H172V222ZM94 223H95V221H93ZM156 222V221H155ZM187 224H188V222H187V219H186V221H185ZM191 222V221H190ZM189 222V223H190ZM10 223H11V221H10ZM43 223V222H42ZM98 223V222H97ZM154 223V222H153ZM197 223V222H196ZM240 223V222H239ZM4 224V223H3ZM13 224V223H12ZM26 224V223H25ZM109 224V223H108ZM162 224V223H161ZM247 224V223H246ZM246 224H244L243 226L244 227H247V225ZM2 223L0 224V228H2V226L3 227H6L7 225H2ZM154 225H155V223H154ZM195 225V224H194ZM23 226V225H22ZM21 226V227H22ZM106 226V225H105ZM108 226H110V225H108ZM147 226H149L148 228L150 229V225H147ZM241 226V225H240ZM243 226H241V227H239L240 229L239 230H241L242 231V227ZM8 227V228H7ZM6 227V229H8V230H10L11 232H13L14 231V229L12 230V228H10L9 226H7ZM104 227V226H103ZM152 227V226H151ZM169 227V226H168ZM236 227V226H235ZM234 226H232V228L236 231H239L238 230V225H237V229L235 228ZM23 228V227H22ZM25 228V227H24ZM183 228V227H182ZM193 228H195V227H193ZM249 228V229H248ZM253 228H255V226L253 227ZM253 228H251L252 229V231H253ZM3 229V228H2ZM99 229H101V227L99 226ZM174 229V228H173ZM244 229L245 228H243V231H244ZM247 229L248 230H250V227H247ZM262 229V228H261ZM259 230V232H258V230H256V232H257V234H259V235H257L256 233H255V235H257V237L258 236H260V231H262V230ZM21 230V229H20ZM102 230H104V229H102ZM164 230V229H163ZM170 230V229H169ZM186 229H184V231H185ZM225 230H227V228L225 229ZM224 230V232H226ZM234 230H233V233H235L234 232ZM16 231H18V230H16ZM189 231H191L190 229H188V232ZM209 231H212V232H214L213 234H211V235H208V236H206L205 235V242H204V244L202 245V247H201V251H200V248H199V251L200 252H198L196 249H198V247H200V245H198V244H190V245H188L186 248L188 249L189 248V250L188 251H186V250H184V249H182V250H180V249H178V250H167V252H164V253H159L158 252V250L160 249L157 245H156V243L157 242H165V240H164V237L162 236V235H157L156 237H151L152 238V240H153V243H150L149 245H147L146 246V251H144L140 256H138V257H134V256H127V257H125L124 259H122L121 260V262L123 263V264H192L193 262H195V261H199V260H201L202 258L203 259H214V257L212 258V254L214 253V252H220V253H230V254H232V255H228V258H227V263L228 264H231L232 262H238L239 264L241 263H243V262H245L246 263V261L248 260V258H243L244 256L243 255H249V257L250 258H252L254 255L253 254H256V253H260V252H262V254L264 253V245L263 244H261L260 242H258L257 240H255V235H253L254 237L253 238H249V237H243L245 234H246V231H245V233L243 232V236L242 235H240V236H242V240H239V239H236L235 238V236L234 235H224L223 233H222V235H218L217 233H216V231H221V229H218V228H215V229H213V230H209ZM4 232V231H3ZM3 232H1V233H3ZM123 232H121V233H119V235H122L123 234ZM147 232V231H146ZM242 232H238L239 234L241 233L242 234ZM6 233V232H5ZM14 233V236L15 237H17L16 236V234H15V232H13ZM12 234V233H11ZM11 234H9V235H11ZM18 234H22L21 235V237H23V234H24V232L22 233V232H18ZM132 234V233H131ZM134 234V233H133ZM164 234V233H163ZM253 234V233H252ZM3 235V234H2ZM0 235L1 237H3V238H5L6 237V234L5 235ZM81 235V234H80ZM80 235H78V237H80ZM130 235V234H129ZM128 234H127V236H129ZM13 236V235H12ZM20 235H18V237H19ZM24 236H25V234H24ZM52 236V235H51ZM67 235H65V237H66ZM106 236V235H105ZM126 236V237H127ZM147 236V235H146ZM14 237V238H15ZM53 237L55 238V234L53 235ZM60 236H57V238H59ZM68 237H69V235H68ZM81 237H84V236H82L81 235ZM121 237V236H120ZM168 236L166 235L165 236V239L166 240H168V238H167ZM186 238V236L185 235H183V238ZM54 238H51V239H54ZM113 238V236H111V235H109L108 237H107V239H112ZM128 238V237H127ZM127 238H125L126 240H127ZM133 238H134V235H133ZM147 238V237H146ZM150 238V239H151ZM170 238H171V240L173 239L171 236H170ZM170 238H169V240H170ZM7 239H9V236L7 237ZM25 242H27L28 243V240H26L27 239V237L25 238V237H23L22 238ZM65 239V238H64ZM68 240H69V238H67ZM86 240L88 239L89 240V238L87 237V238H85ZM124 239V240H125ZM49 240V239H48ZM48 240H46V243L47 242H49ZM66 240V239H65ZM65 240H63V241H65ZM68 240H67V242L66 243H68ZM123 239H121V241H122ZM125 240V241H126ZM134 240V239H133ZM53 241V240H52ZM63 241H61V243L63 242ZM116 241V240H115ZM120 240L118 239V241H116L115 242V244L116 243H118ZM128 241H129V239H128ZM179 241H181V239H179ZM13 242V241H12ZM124 242V241H123ZM127 242V241H126ZM135 242V241H134ZM147 242V241H146ZM146 242H144L145 244H146ZM169 242V241H168ZM173 242H174V240H173ZM22 243H24V242H22ZM21 243V244H22ZM51 243V242H50ZM53 243L55 244V242L53 241ZM63 243H65V242H63ZM65 243V244H66ZM71 241H70V243L69 244H66L67 246H69L70 245V247H71ZM90 243V242H89ZM171 243H172V241H171ZM20 244V245H21ZM24 244H26V243H24ZM24 244H22L21 246H23ZM52 244V243H51ZM101 244V243H100ZM143 244V243H142ZM162 244V243H161ZM160 244V245H161ZM19 245V246H20ZM57 245V244H56ZM59 245H60V243H59ZM92 245V244H91ZM97 245V244H96ZM96 245H93V247H95ZM112 245H113V243H112ZM63 246V245H62ZM66 246V247H67ZM127 246V245H126ZM92 246L90 247H86V248H84V250H83V252L85 253V250L87 251V252H89L88 250L89 249H92L93 248ZM104 247V246H103ZM96 248V247H95ZM138 248H139V246H138ZM83 249V248H82ZM101 250L103 249V248H100ZM129 249V248H128ZM7 250V249H6ZM42 250V249H41ZM12 251V250H11ZM16 251V250H15ZM18 251V250H17ZM98 251V250H97ZM133 250L131 249V252H132ZM6 252V251H5ZM13 252V251H12ZM118 252V251H117ZM19 254V253H18ZM61 254V253H60ZM65 254V253H64ZM63 256V255H62ZM243 256V257H242ZM118 257V256H117ZM242 257V258H241ZM258 257H259V255H258ZM61 258V257H60ZM116 258V257H115ZM119 258H121V256L119 255ZM250 258H249V261H250ZM14 259V258H13ZM46 259H49V258H46ZM59 259V258H58ZM58 259H57V261H58ZM62 259V258H61ZM223 259V258H222ZM244 259H247V260H244ZM111 260H113V259H109V261L111 262ZM221 260V258H216V259H214V261L215 262H219ZM255 260V261H254ZM261 260V259H260ZM16 261V260H15ZM15 261L13 262L14 264H15ZM44 261V260H43ZM46 261V260H45ZM53 261H55V260H53ZM81 261H83V260H81ZM109 261H106V263H108V264H110V262ZM116 261H117V259H116ZM249 261H248V263H246V264H250L249 263ZM252 261H254L253 263H252ZM251 261V264H259V262H257L256 261V259H253ZM76 263L78 262L79 264H81V262H80V260L79 261H75ZM88 262V261H87ZM264 262V261H263ZM103 264H104V262H102ZM112 263H113V261H112ZM114 263H115V261H114ZM117 264H118V262H116ZM115 263V264H116ZM202 263V262H201ZM262 263V262H261ZM47 264V263H46ZM222 264V263H221ZM223 264H225V263H223ZM234 264V263H233ZM262 264H264V263H262Z\"/></svg>",
    "mask_w": 264,
    "mask_h": 264
}]
</instances>
